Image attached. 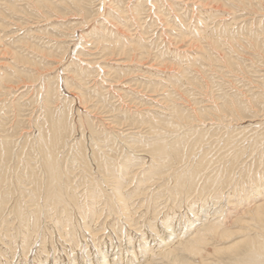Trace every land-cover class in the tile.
Here are the masks:
<instances>
[{
    "label": "rangeland",
    "instance_id": "obj_1",
    "mask_svg": "<svg viewBox=\"0 0 264 264\" xmlns=\"http://www.w3.org/2000/svg\"><path fill=\"white\" fill-rule=\"evenodd\" d=\"M5 3H4V2ZM10 1H12V0H1L0 1V5H2V6H0V68L2 69H0V75H3V73L5 72V71H11V72H15L16 71V69L17 70H19L20 72L16 75V76H14V79H13V81H11V82H9V83H5L4 84V87H3V89H2V87L0 86V112H1V114H0V132H3V131H1V130H3L4 129V127L7 129V128H11L10 129V132H12V130H14L15 128H18V130L17 129H15V130H17V132H16V134L14 135L15 136V139H16V144H17V146H16V148L17 147H19V148H17V150L18 149H20L21 147L20 146H23L24 145V142H26V138H24V136L25 137H27L29 140H28V144L30 145V143H31V140H32V137L30 138V136H34V133H36L35 131L37 130V124H36V122H37V120H39L40 119V121L42 120V117L44 116V113H43V110H44V108H43V104L42 103H39V105H37V103L38 102H40V98H42V96H45L44 95V93L42 94V95H40V97L38 98V90L39 89H41V84H42V86H44V87H42V90L44 91V89H45V85L46 84H48V82H49V84H51V86H52V88L54 87V86H57V91L59 92H57L58 93V100H57V102H55L54 104H53V106H55L56 104L58 105V104H60V106L62 105L61 103H63L64 101H71V100H73V104L75 105L74 107H77V108H79L80 107V112L77 110V108H74V110H75V112L73 111V116H74V118H75V116L77 117V116H79V114H82L83 115V113H82V111L84 112V115L86 114V115H89V113H91V117L93 118V119H95L94 120V122H97V123H95L96 124V127L97 128H99L100 127V129H102V128H104L105 127V125H106V121H107V126L105 127V128H108V130H112L113 129V133L115 132V133H122V134H129V132L130 133H133V134H135V133H138V132H140L141 131V129L139 130V129H137V128H134V127H131V126H129L128 124H129V122L127 123L126 122V120H123V119H120V120H116V119H112V117H114V114L115 115H117L118 113H120L119 115H123L124 113H131L132 114V116H135V117H138V118H141L142 116H144V115H146V116H148V115H150V116H152L151 114H153V116L155 115V116H161L160 114H164V112H169V102H170V100H174V101H176L177 102V104L179 103V105H181L182 107H185L186 109H189L192 113H194V111H196L197 110V112L199 111L200 113H201V111H203L204 112V114L203 115H205L203 118H202V120H203V122H202V120L201 121H196V123H192L191 125L193 126V124H195L194 125V127L195 128H197L198 130H202V131H207V132H211V133H213V132H217V134L214 136V140L212 141L211 140V138L209 139V141H207L208 143L207 144H209V145H201V146H197L195 149L196 150H199L198 152H196V153H202V150H208L210 153H209V155L211 156V154L212 155H214L213 156V158H215V160H216V156L218 157L219 155L220 156H222V158L219 156V158H220V160H219V162H222L224 159H226L227 157L229 158V157H231L232 156V154H234L235 153V151L234 150H236L237 149V152H238V150L239 149H241L239 146H241L242 144H244V143H242L241 145H239L240 143L239 142H241L240 140H238L237 141V143H239L238 145H234L233 146V144H230V145H232V147H230V145H224V144H222V143H220V141H218L217 139H218V137L217 136H222L223 135V133H225V131L226 130H223V129H226V128H221L222 126H220V125H223L224 123H228L227 121L228 120H226V117L225 116H222V115H220V116H217V115H215V112H214V108H215V102H219V103H221V101L223 100V98L222 97H224V98H228V97H234V96H238L239 95V93L241 94H244V96H246L245 97V99H248V98H251V96H252V94H253V92H259V90H257V89H259V83L260 82H263V80H264V58H263V56H264V0H189V3H188V1L187 0H58V1H60V2H58L57 0H55V1H57L58 3L57 4H54V3H56L55 1H53V0H41V1H43V2H40V0H38V1H36V0H19V1H15V0H13V2L11 3ZM22 3H21V2ZM33 2V4H32V2ZM45 1H48L47 3L45 2ZM68 1V2H67ZM97 1V2H96ZM103 3H101V2ZM111 1V2H110ZM115 3H114V2ZM117 1V2H116ZM132 1V2H131ZM144 3H143V2ZM147 1V2H146ZM152 2V4H151V2ZM169 1V2H168ZM175 1V2H174ZM184 1V2H183ZM202 1V2H201ZM17 3V6H16V4L15 3ZM24 2H26L25 4H24ZM31 2V3H30ZM37 2H38V4H37ZM49 2H51V3H49ZM70 2H72V3H70ZM74 2V3H73ZM105 2V3H104ZM138 2V3H137ZM142 4H141V3ZM149 2H150V4H151V6H150V4H149ZM156 2V3H155ZM168 4H167V3ZM170 2H172V4L170 3ZM182 2V3H181ZM197 2V3H196ZM9 3V4H8ZM19 3H20V5H19ZM34 3H36V4H34ZM77 3H79V4H77ZM88 3V4H87ZM93 3V4H92ZM101 4V7L100 6H98V5H100ZM108 3H110V4H108ZM111 3H113V4H111ZM122 3V4H121ZM146 3V4H145ZM162 5V7L161 8H158V7H160L161 5ZM171 5H170V4ZM184 3H186V4H184ZM201 3V4H200ZM4 4V5H3ZM13 4H15V6H16V8L15 7H13ZM24 4V5H23ZM31 4V5H30ZM51 4V5H50ZM85 4V5H84ZM95 4V5H94ZM106 4V5H105ZM115 4H116V6H115ZM136 4V5H135ZM154 4V5H153ZM11 5V6H10ZM22 5H23V7H22ZM33 5V6H32ZM36 5V6H35ZM46 5V6H45ZM58 7H57V6ZM59 5L60 6H63V7H68V6H71V9H69L70 7H68V8H63V7H60V9H62V11H59L60 9H58L59 8ZM66 5V6H65ZM78 5V6H77ZM80 5V6H79ZM102 5H103V8H102ZM104 5H105V8H104ZM118 5V6H117ZM119 5L120 6H122L121 8H120V10H118L119 9ZM169 5V6H168ZM173 5L175 6V8H173ZM21 6V7H20ZM37 6H39L38 8H37ZM43 8H42V7ZM49 6H51V8L49 7ZM74 6H76V7H79L78 9L76 8V7H73ZM83 6H85V7H83ZM96 6V7H95ZM110 6V7H109ZM114 6V7H113ZM132 6H133V8H132ZM135 6V7H134ZM137 6H138V8H137ZM149 6V7H148ZM158 6V7H157ZM185 6V7H184ZM187 6H189V7H187ZM2 7H5L4 8V10L2 9ZM32 7V9H28V8H31ZM35 7V8H34ZM47 7V8H46ZM50 9H49V8ZM55 7H57V8H55ZM80 7H83V8H80ZM94 7V8H93ZM108 7V8H107ZM114 8V10H113V8ZM118 7V8H117ZM146 7V8H145ZM150 7H152L151 9H150ZM169 7H170V9H169ZM9 8V9H8ZM53 8H54V11H53ZM72 8H73V10H72ZM101 10H99V9ZM130 8V9H129ZM155 8V9H154ZM157 8V9H156ZM168 8V9H167ZM180 8V9H179ZM230 8V9H229ZM7 9V10H6ZM27 9V10H26ZM38 9V10H37ZM81 9V10H80ZM85 9V10H84ZM109 9V10H108ZM110 9H111V11H110ZM135 9V10H134ZM163 9V10H162ZM176 9H177V11H178V13H177V11H176ZM179 9V10H178ZM186 9V10H185ZM188 9H189V11H188ZM202 10V12H201V10ZM18 10V11H17ZM51 10V11H50ZM57 10V11H56ZM74 10H77V11H74ZM80 10V11H79ZM103 10V11H102ZM108 10V11H107ZM121 12V14H120V12H119V16H117L118 15V12ZM129 10V11H128ZM132 10V11H131ZM137 10V11H136ZM151 10V11H150ZM155 10V11H154ZM157 10V11H156ZM159 10V11H158ZM170 10V11H169ZM29 11V12H28ZM37 11H39L40 13H38ZM97 11V12H96ZM115 11H116V13H115ZM135 11V12H134ZM139 11V12H138ZM148 11V12H147ZM162 11V12H161ZM185 11H187V12H184ZM194 11V12H193ZM208 11V12H207ZM210 11V12H209ZM7 12H9V13H7ZM19 12V13H18ZM31 12V13H30ZM34 12V13H33ZM45 12V13H44ZM48 12V13H47ZM65 12V14H67V15H65V14H63V13ZM68 12V13H67ZM74 12V14L73 15H71L72 13ZM78 12H79V14H78ZM102 12V13H101ZM107 12H108V14H107ZM111 12L113 13V14H111ZM128 12H129V14H128ZM134 13L136 16H135V18L134 17H132V16H134V14H132V13ZM157 12V13H156ZM164 12V13H163ZM204 12H205V14L207 13V15H205L204 14ZM15 13V14H14ZM59 15H58V14ZM82 13V14H81ZM94 13V14H93ZM98 13H100V14H98ZM110 13V14H109ZM115 13V14H114ZM151 13V14H150ZM167 13V14H166ZM174 13V14H173ZM184 13V14H183ZM202 13V14H201ZM30 14V15H29ZM45 14V15H44ZM52 14V15H51ZM54 14V15H53ZM78 14V15H77ZM102 14V15H101ZM105 14H107V15H105ZM125 14V15H124ZM139 14L141 15V16H139ZM145 14V15H144ZM156 14H158V18H156L157 17V15ZM166 14V17L164 16ZM171 14V15H170ZM182 16H181V15ZM209 14V15H208ZM24 15V16H23ZM43 15V16H42ZM50 15V16H49ZM76 15V16H75ZM82 15H83V17H82ZM87 15V16H86ZM99 15V16H98ZM109 15H111V18H110V16ZM121 15V16H120ZM131 15V16H130ZM153 15V16H152ZM156 15V16H155ZM177 15H178V17H177ZM211 15V16H210ZM46 16V17H45ZM54 16V17H53ZM106 18H108L107 16H109V18L108 19H104L105 17ZM149 16V17H148ZM155 16V17H154ZM168 16V17H167ZM172 16V17H171ZM176 16V17H175ZM194 16V17H193ZM200 16V18H198ZM207 16H209L210 18L209 19H207L208 17ZM225 16V17H224ZM24 17V18H23ZM42 17V18H41ZM47 17L48 18H51V19H47ZM69 17V18H68ZM71 17H73V18H71ZM75 17V18H74ZM77 17V18H76ZM86 17H88V18H86ZM94 17V18H93ZM95 17H96V19L97 20H93V19H95ZM116 17V18H115ZM118 17H124L123 19H120V18H118ZM162 17V18H161ZM164 17V18H163ZM174 17V18H173ZM179 17H180V19H182V20H180L179 19ZM202 17V18H201ZM245 17H247V18H245ZM256 17V18H255ZM32 18V19H31ZM57 18V19H56ZM83 18V19H82ZM84 18H86V19H88V21L86 20V19H84ZM93 18V19H92ZM103 18V19H102ZM113 18V19H112ZM139 20H138V19ZM154 18V19H153ZM161 20H160V19ZM172 18V19H171ZM183 18H185V19H183ZM197 18L198 19H200V20H197ZM207 20H206V19ZM253 18V19H252ZM23 19V20H22ZM56 19V20H55ZM78 19H79V22H80V19H82L81 20V24H79V22H78ZM110 19V20H109ZM131 19V20H130ZM137 19V21H135ZM146 19V20H145ZM167 19V20H166ZM191 19V20H190ZM28 20V21H27ZM33 20V21H32ZM73 20H77V25L79 24V26L81 25V28L78 26V28H77V25L75 24V22L73 21ZM85 20L87 21V22H85ZM90 20V21H89ZM92 20V21H91ZM112 23H109V21ZM115 20V21H114ZM118 20V21H117ZM122 20V21H121ZM126 20V21H125ZM201 20H203V22H201ZM225 20V21H224ZM227 20V21H226ZM65 21H68V23L67 22H65ZM101 21H102V23L103 24H101ZM104 21H105V23H106V21H107V23L108 24H105L104 23ZM113 21H114V23H113ZM119 21H120V27H119V25H117L118 23H119ZM125 21V22H124ZM149 21V22H148ZM168 21H170L169 23H168ZM176 21V22H175ZM185 22V24H186V26L185 25H183L184 24V22ZM195 21L196 22H198L197 24H195ZM205 21V22H204ZM224 21V22H223ZM231 21V22H230ZM12 22V23H11ZM15 22H17V23H15ZM35 22V23H34ZM52 22V23H51ZM57 22H59L60 24H57V25H55ZM61 22L63 23V24H61ZM70 22H72L71 24H70ZM74 22V23H73ZM100 22V23H99ZM117 24H116V23ZM138 22V23H137ZM148 22V23H147ZM154 22V23H153ZM163 22V23H162ZM174 22V23H173ZM183 24H182V23ZM194 24H193V23ZM216 22V23H215ZM221 22V23H220ZM226 22V23H225ZM10 23H11V25H10ZM14 23V24H13ZM86 23V24H85ZM95 23V24H94ZM121 23H122V25H121ZM143 23H144V25H143ZM168 24V25H165V24ZM170 23H172V24H170ZM189 23V24H188ZM206 26V27H204V25ZM215 23V24H214ZM2 24H3V26H4V28H3V26H2ZM48 24H51L52 26H50V25H48ZM84 24V25H83ZM99 24H101V25H103L102 26V28L105 26V28H104V31H102L103 29H101V25H99ZM114 24V25H113ZM123 24H125V25H123ZM148 24L150 25L149 27H150V29L152 30V31H150V29H149V27H148ZM188 24V25H187ZM202 24V25H201ZM210 24V25H209ZM216 24H217V26H216ZM225 24V25H224ZM235 24V25H234ZM248 24H250L249 26H248ZM261 24H262V26H261ZM9 25V26H8ZM17 25V26H16ZM67 25V26H66ZM70 25V26H69ZM73 25V26H72ZM83 25V26H82ZM88 25V26H87ZM96 25H98V26H96ZM113 27H112V26ZM118 26V27H115V26ZM129 25H131V26H129ZM138 25H140V26H138ZM143 27H142V26ZM157 25H158V27H157ZM164 25V26H163ZM175 25V26H174ZM179 25V26H178ZM192 25V26H191ZM222 25V26H221ZM224 25V26H223ZM228 25V26H227ZM244 25V26H243ZM63 27V28H61V27ZM76 26V27H75ZM84 26H87V27H84ZM95 26V27H94ZM145 26H147V28H145ZM170 26V27H169ZM178 26V27H177ZM187 27V29H185L184 27ZM188 26H189V28H188ZM199 26H201L200 28L201 29H203V31L202 30H200V31H198L199 29H198V27ZM203 26V27H202ZM211 26V27H210ZM214 26V27H213ZM252 26V27H251ZM19 27H20V29H19ZM37 27V28H36ZM56 27V28H55ZM68 27V28H67ZM74 27H75V29H74ZM111 27V28H110ZM125 29H124V28ZM129 27V28H128ZM135 27V28H134ZM139 27V28H138ZM157 27V28H156ZM166 27V28H165ZM168 27V28H167ZM196 27V28H195ZM209 27H210V30H209ZM225 27V28H224ZM255 27H258V28H255ZM2 28V29H1ZM53 28V29H52ZM80 28V29H79ZM114 29V31L112 32V30ZM118 30H117V29ZM136 28H137V30H136ZM164 28V30H162ZM207 28V29H206ZM212 28V29H211ZM253 30H252V29ZM261 28V29H260ZM4 29V30H3ZM26 29V30H25ZM28 29V30H27ZM40 29V30H39ZM65 29V30H64ZM67 29H70V31L69 30H67ZM73 31H72V30ZM97 29V30H96ZM107 29V30H106ZM119 29L121 30V31H119ZM128 29V30H127ZM135 29V30H134ZM141 31H140V30ZM162 31H161V30ZM170 29V30H169ZM183 29H185L184 31H183ZM188 29H190V30H188ZM204 29H206V31L204 30ZM214 29H215V31H214ZM246 29V30H245ZM257 29V30H256ZM263 29V30H262ZM3 30V31H2ZM21 30V31H20ZM46 32L45 34H44V32ZM74 30H75V33H74ZM126 32H125V31ZM167 30H168V32H167ZM174 30V31H173ZM178 30V31H177ZM180 30V31H179ZM187 30V31H186ZM196 30V31H195ZM209 30V31H208ZM213 30V32H211ZM225 30H227V33H226V31ZM239 30V31H238ZM250 30H251V32H250ZM259 30V31H258ZM30 31V32H29ZM34 31V32H33ZM37 31H38V33H37ZM42 31V32H41ZM51 31V32H50ZM57 31H59V32H57ZM63 32V34L65 35L66 34V36H64V38L62 39L61 37H63V35H61L62 34V32ZM69 31V32H68ZM82 31H84V33L82 32ZM95 31V32H94ZM118 31V32H117ZM145 31V32H144ZM150 31V32H149ZM157 31V32H156ZM161 31V32H160ZM194 33H193V32ZM201 31L203 32V33H201ZM232 31H234L233 33H232ZM237 31V32H236ZM254 31V32H253ZM41 32V33H40ZM55 32V33H54ZM81 32V33H80ZM90 32H91V35H90ZM94 32V34H92ZM100 32V33H99ZM101 32H103V33H101ZM112 32V33H111ZM121 32V34H119ZM125 32V33H124ZM147 32V33H146ZM153 32H155V33H153ZM165 32V33H164ZM186 32V33H185ZM188 32V33H187ZM191 32H192V34L196 37L197 35H198V37H196V38H194L193 39V35L191 34ZM205 32V33H204ZM209 32H210V34H209ZM220 32H222V33H220ZM243 32V33H242ZM246 32V33H245ZM17 33V34H16ZM21 35H20V34ZM26 33H27V35H26ZM29 33V34H28ZM38 34V37L36 36L37 34ZM40 33V34H39ZM83 33V34H82ZM159 33V34H158ZM171 33V34H170ZM180 33V34H179ZM200 33V34H199ZM262 33V34H261ZM12 34V35H11ZM15 34V35H14ZM35 34V35H34ZM42 34V35H41ZM49 34V36H47ZM72 34V35H71ZM82 34V35H81ZM102 34V35H101ZM113 34V35H112ZM125 34V35H124ZM129 34H133V36L132 35H129ZM135 34V35H134ZM142 34H145V35H142ZM152 34H153V36H152ZM168 34V35H167ZM181 34H183V35H181ZM185 34H187V36L185 35ZM190 34V35H189ZM196 34V35H195ZM206 34V35H205ZM212 34V35H211ZM221 34V35H220ZM226 34V35H225ZM233 34V35H232ZM256 34H257V36H256ZM43 37H45V35H46V39H45V41L44 40H41L40 39V37L41 36ZM52 35V36H51ZM84 35V36H83ZM94 35V36H93ZM105 37H104V36ZM112 35V36H111ZM120 35V36H119ZM129 35V36H128ZM137 35H139L138 37H139V40H138V37H137ZM205 35V36H204ZM19 36V37H18ZM29 39V40H27V38ZM55 36H58V37H55ZM99 36V37H98ZM103 36V37H102ZM117 38H116V37ZM123 36V37H122ZM144 36H146V37H144ZM169 36V37H168ZM171 36H174V37H171ZM178 36V37H177ZM192 38H191V37ZM201 36H202V38H201ZM210 36H212V37H210ZM218 36V37H217ZM223 36H225V37H223ZM228 36V37H227ZM237 36V37H236ZM246 36V37H245ZM256 36V37H255ZM262 36V37H261ZM14 37V38H13ZM21 37V38H20ZM23 37H24V40H23ZM32 39H31V38ZM33 37H34V39H33ZM35 37H36V39H35ZM41 37V38H42ZM44 37L42 38V39H44ZM55 37V38H54ZM60 37V38H59ZM66 37V38H65ZM73 37H75L74 39H72V40H70L71 38H73ZM121 37V39L124 41V42H121L120 40H119V38ZM125 37V38H124ZM141 37V38H140ZM163 39H162V38ZM167 37V38H166ZM179 37H180V39H179ZM190 37V38H189ZM249 37V38H248ZM257 37H259V38H257ZM25 38H26V40H25ZM39 38V39H38ZM70 38V39H69ZM92 38V39H91ZM93 38H94V40H93ZM97 38V39H96ZM101 39V38H103L102 40H99V39ZM133 38H135V39H133ZM155 38V39H154ZM162 39V41H163V43H162V41H161V39ZM199 38V39H198ZM241 38V39H240ZM247 38V39H246ZM11 39V40H10ZM50 39H52V40H50ZM59 39V40H58ZM62 39V40H61ZM81 39V40H80ZM115 39H117V40H115ZM126 39V40H125ZM132 40V41H130V40ZM140 39H143V40H140ZM178 39V40H177ZM189 39H191V40H189ZM196 39V40H195ZM208 39V40H207ZM223 39V40H222ZM229 39V40H228ZM261 39V40H260ZM40 40V41H39ZM61 40V41H60ZM64 40V41H63ZM80 42H79V41ZM138 40V41H137ZM146 40V41H145ZM147 40H148V42H147ZM157 40V41H156ZM171 40V41H170ZM195 41V42H193V41ZM198 40V41H197ZM226 40H228V41H226ZM231 40V41H230ZM254 40V41H253ZM15 41H17V42H15ZM31 43H30V42ZM62 41H63V43H62ZM69 41H71V42H69ZM73 41H75V43L73 42ZM82 41V42H81ZM93 41L94 42H96V43H93ZM103 41V42H102ZM106 41H108V43L106 42ZM112 41V42H111ZM118 41V42H117ZM128 41H130V42H128ZM136 41V42H135ZM166 41H170V43H168V42H166ZM190 43H189V42ZM205 41V42H204ZM233 41V42H232ZM15 42V43H14ZM22 42V43H21ZM30 44H33V45H30ZM43 42H45V43H43ZM46 42H49V43H47L46 44ZM51 42H53V43H51ZM67 42V43H66ZM73 42V43H72ZM112 43V45H111V43ZM121 42V43H120ZM158 42V43H157ZM160 42V43H159ZM187 42H188V44H187ZM226 42V43H225ZM230 42V43H229ZM243 42V43H242ZM250 42H251V44H250ZM21 43V44H20ZM35 43V44H34ZM37 43V44H36ZM42 43V45L41 46H39V44H41ZM66 43V44H65ZM68 43H70L69 45H67ZM79 45H78V44ZM97 43L98 44H100V45H97ZM119 43V44H118ZM122 43L124 44V45H122ZM129 43V44H128ZM132 43H134V44H132ZM136 43H137V45H136ZM193 43H196V44H193ZM201 43V44H200ZM255 44V46H254V44ZM14 44H15V46H16V48H15V46H14ZM19 44V45H18ZM24 44H25V46H24ZM49 44V45H48ZM51 44V45H50ZM58 44H60L58 47H56ZM85 46H84V45ZM95 44V45H94ZM105 44V45H104ZM106 44H109V45H106ZM132 44V45H131ZM159 44V45H158ZM167 44V45H166ZM170 44H172V45H170ZM190 44V45H189ZM204 44V45H203ZM259 44V45H258ZM13 45V46H12ZM27 45V46H26ZM35 45V46H34ZM38 45V46H37ZM52 45H53V47H54V45H55V50H53L54 48L52 47ZM63 45V46H62ZM74 45V46H73ZM78 45V46H77ZM117 45V47H115ZM120 45V46H119ZM125 45H126V47H125ZM160 45H162L161 47H159ZM166 45V46H165ZM169 45H170V47H169ZM176 45V46H175ZM206 45V46H205ZM228 47H227V46ZM22 46V47H21ZM32 46V47H31ZM37 46V47H36ZM46 48H45V47ZM51 46V47H50ZM67 46V47H66ZM102 46H106V47H104V48H101ZM130 46V47H129ZM167 46H168V48H167ZM189 46V47H188ZM193 46V47H192ZM198 46V47H197ZM204 46V47H203ZM214 46V47H213ZM232 46V47H231ZM3 47H4V49H3ZM40 49H39V48ZM49 48V51H48V48ZM62 47H65V48H62ZM78 47H80V48H78ZM83 47H85V50H84V48ZM95 47H98L97 49H95ZM99 47H100V50H99ZM110 47V48H109ZM141 47V48H140ZM165 47V48H164ZM191 47V48H190ZM197 47V48H196ZM201 47V48H200ZM224 47H226V48H224ZM231 47V48H230ZM235 47V48H234ZM33 48V49H32ZM35 48H36V51H35ZM42 48H43V50H42ZM59 48H61V49H64V50H62L61 51V49L59 50ZM70 50H69V49ZM119 48V52L116 50V49H118ZM130 48V49H129ZM132 48V49H131ZM171 48V49H170ZM187 48H188V50H187ZM203 48V49H202ZM214 48V49H213ZM11 49V50H10ZM13 49V50H12ZM26 49H30L29 51L28 50H26ZM52 49V50H51ZM66 49L68 50V51H66ZM73 49H74V52H73ZM104 49H106V50H104ZM116 50V51H114V50ZM126 49V50H125ZM127 49H128V52H127ZM139 49H140V51H139ZM147 49V50H146ZM159 49V50H158ZM165 49V50H164ZM182 49H183V51H182ZM198 49V50H197ZM216 49V50H215ZM219 49V50H218ZM5 50H6V52H5ZM8 50V51H7ZM39 50V51H38ZM42 50V51H41ZM58 50H59V52L61 53L62 52V55L61 54H58L59 52H58ZM103 51V52H99V51ZM110 50V51H109ZM113 50V52H111ZM132 50H133V52H132ZM136 50V51H135ZM161 50H162V52H161ZM172 50H175V51H172ZM206 50V51H205ZM209 50V51H208ZM212 50V51H211ZM218 50V51H217ZM14 51V52H13ZM18 51V52H17ZM20 51V52H19ZM37 51L39 52V53H37ZM41 51V52H40ZM48 51V53H46ZM54 51H56V53L54 52ZM64 51H66L65 53H64ZM82 53H81V52ZM96 51V52H95ZM166 51H167V53H166ZM180 51V52H179ZM189 51H191V52H189ZM197 51H199V54H198V52ZM227 51V52H226ZM236 51V52H235ZM263 51V52H262ZM5 52V53H4ZM12 54H11V53ZM44 52V53H43ZM70 52H71V56H70ZM75 52H76V54H75ZM77 52H78V54H77ZM80 52V53H79ZM84 52V53H83ZM121 52L123 53V54H121ZM139 52V53H138ZM150 52V53H149ZM177 53V55L175 54H171V53ZM181 52H183V53H181ZM200 52H201V54H200ZM210 52V53H209ZM7 53V54H6ZM23 53V54H22ZM33 53V54H32ZM46 53V54H45ZM52 53H54V54H52ZM94 55H93V54ZM110 53V54H109ZM151 53H152V55H151ZM187 53V54H186ZM225 55H224V54ZM231 53V54H230ZM11 54V55H10ZM35 54V55H34ZM45 54V55H44ZM57 54H58V56H57ZM98 56H97V55ZM118 54V55H117ZM150 54V55H149ZM168 54V55H167ZM192 54V55H191ZM203 54V55H202ZM215 54V55H214ZM30 55V56H29ZM44 55V56H43ZM48 55V56H47ZM52 57H51V56ZM68 55V56H67ZM77 55V56H76ZM87 55H91L90 57L89 56H87ZM107 55V56H106ZM109 55V56H108ZM148 55V56H147ZM165 57H164V56ZM208 55H209V57H208ZM224 55V56H223ZM235 55V56H234ZM263 55V56H262ZM7 56H9V57H7ZM10 56L12 57V58H10ZM19 56V57H18ZM21 56V57H20ZM36 56V57H35ZM56 56V57H55ZM61 56H63V57H61ZM79 56V57H78ZM112 56V57H111ZM116 56V57H115ZM178 56V57H177ZM184 56V57H183ZM185 56H187V57H185ZM194 56V57H193ZM197 56V57H196ZM205 56V57H204ZM222 56V57H221ZM7 57V58H6ZM32 57V59H31V61H32V63L33 64H31L30 62L28 63V61H30V58ZM46 57V58H45ZM48 57H50V58H52V59H49ZM53 57H54V59H53ZM60 57H61V59H60ZM69 57V58H68ZM70 57H72V58H70ZM74 57V58H73ZM110 57V58H109ZM171 57V58H170ZM175 57H176V59H175ZM180 57V58H179ZM189 57V58H188ZM198 57H199V60H201V61H199L198 60ZM225 57V58H224ZM228 59H227V58ZM231 57V58H230ZM234 57H235V59H234ZM2 58V59H1ZM14 58V59H13ZM46 59V60H43V59ZM64 58V59H63ZM66 58V59H65ZM84 58V59H83ZM89 58V59H88ZM92 58H95L94 60L92 59ZM98 58V59H97ZM112 58V59H111ZM118 59V61H117V59ZM165 58V59H164ZM173 58V59H172ZM179 58V59H178ZM184 58H186V59H184ZM191 58V59H190ZM224 58V59H223ZM9 59V60H8ZM21 59V60H20ZM23 59V60H22ZM29 59V60H28ZM35 61H34V60ZM42 59V60H41ZM63 59V60H62ZM69 59V60H68ZM73 59H74V61H73ZM76 59V60H75ZM100 59V60H99ZM109 61H108V60ZM116 59V60H115ZM120 59H122V60H120ZM138 59V60H137ZM180 59L182 60V61H180ZM184 59V60H183ZM198 61H197V60ZM215 59V60H214ZM234 59V60H233ZM72 60V61H71ZM95 60H97L96 62H95ZM104 61V62H101V61ZM125 60H126V64H125ZM162 60V61H161ZM193 60V62L191 63V61ZM204 60V61H203ZM228 60V61H227ZM10 61V62H9ZM46 61H48V62H46ZM85 61H88V62H85ZM114 61V62H113ZM144 63H143V62ZM152 61H155V62H152ZM237 61V62H236ZM258 61V62H257ZM8 62V63H7ZM54 62H55V64H54ZM65 62V63H64ZM73 62V63H72ZM80 64H79V63ZM91 62V64L93 63V65H91L90 64V66L89 65H87V63L89 64ZM118 63V65H120V66H117V63ZM189 62V63H188ZM202 62V63H201ZM211 62V63H210ZM228 62V63H227ZM253 62H255L254 64H253ZM257 62V63H256ZM23 63V64H22ZM26 63V64H25ZM39 63H43L42 65H38ZM53 63V64H52ZM60 63H61V65H60ZM75 63V64H74ZM79 65H78V64ZM100 63H103V65H104V67H103V65L102 64H100ZM105 63V64H104ZM109 63V64H108ZM138 63V64H137ZM150 63V64H149ZM162 63V64H161ZM171 63V64H170ZM194 63V64H193ZM197 63V64H196ZM205 63V64H204ZM242 63H244V64H242ZM260 63V64H259ZM28 64V65H27ZM37 64V65H36ZM52 65V67H53V71H52V67H51V65ZM56 64H58V66L56 65ZM65 64V65H64ZM73 64V65H72ZM77 64V65H76ZM97 64V65H96ZM112 64V65H111ZM114 64V65H113ZM167 64V65H166ZM181 64H183V65H181ZM188 64V65H187ZM191 64V65H190ZM214 64V65H213ZM236 64H238V65H236ZM246 64V65H245ZM253 64V65H252ZM11 67H10V66ZM23 65V66H22ZM50 66V68H49V66ZM87 65V66H86ZM96 65V66H95ZM99 65V66H98ZM100 65H102V66H100ZM116 65V66H115ZM122 65H123V67H122ZM126 67H125V66ZM155 65V66H154ZM159 67H158V66ZM217 65V66H216ZM219 65V66H218ZM226 65V66H225ZM229 65H231V66H229ZM257 65V66H256ZM259 65V66H258ZM5 66H7V67H5ZM26 66V67H25ZM39 66V67H38ZM41 66V67H40ZM45 68H44V67ZM61 66V67H60ZM69 67V68H67V67ZM77 66V67H76ZM86 66V67H85ZM94 66V67H93ZM105 66H107V67H105ZM138 66V67H137ZM143 66V67H142ZM166 66V67H165ZM171 66V67H170ZM175 66V67H174ZM191 66H193V67H191ZM198 66V67H197ZM200 66V67H199ZM216 68H215V67ZM240 66H241V68H240ZM255 66V67H254ZM6 69H5V68ZM14 67V68H13ZM16 67V68H15ZM21 67V68H20ZM37 67V68H36ZM65 67V68H64ZM86 69V71H85V69ZM88 67V68H87ZM100 67V68H99ZM140 67V68H139ZM148 67V68H147ZM150 67V68H149ZM169 67V68H168ZM232 67V68H231ZM259 69V70H256L257 68ZM9 68V69H8ZM25 68V69H24ZM55 68V69H54ZM63 68V69H62ZM70 68H72V69H70ZM75 69V71H73L72 72V70H74ZM80 68V69H79ZM99 68V69H98ZM111 68V69H110ZM118 68V69H117ZM144 68V69H143ZM145 68H146V70H145ZM190 68V69H189ZM202 68V69H201ZM215 68V69H214ZM225 68V69H224ZM248 70H247V69ZM14 69V70H13ZM59 69V70H58ZM68 69L70 70L69 72H67L68 71ZM87 69H88V71H92V72H88L87 71ZM90 69V70H89ZM92 69V70H91ZM93 69H95V70H93ZM107 69H110L109 71H107V72H105ZM114 69L116 70V71H114ZM122 71H121V70ZM131 69V70H130ZM137 69V70H136ZM141 69V70H140ZM151 69H153V70H151ZM177 69V70H176ZM180 69V70H179ZM182 69V70H181ZM184 69H186V70H184ZM200 69V70H199ZM218 69V70H217ZM234 69V70H233ZM254 69V70H253ZM3 70H5V71H3ZM24 70V71H23ZM63 70V71H62ZM102 70H103V72H102ZM112 70V71H111ZM126 70V71H125ZM150 70V71H149ZM155 70V71H154ZM157 70H158V72H157ZM168 70H169V72H168ZM201 70H202V72H201ZM251 70V71H250ZM56 71H57V73H56ZM60 71V72H59ZM64 71H65V73H64ZM81 71V73L83 74V76H81V74L80 73H78V72H80ZM160 71V72H159ZM166 71V72H165ZM180 71V72H179ZM215 71V72H214ZM256 71H258V72H256ZM262 71V72H261ZM13 72V73H14ZM17 72V71H16ZM24 72V73H23ZM47 72V73H46ZM49 72V73H48ZM71 72V73H70ZM77 74H76V73ZM94 72H96V73H94ZM98 72H99V75H98ZM115 72V74L113 75V73ZM124 72V73H123ZM126 72V73H125ZM163 72V73H162ZM164 72H165V74H164ZM183 72V73H182ZM207 72V73H206ZM231 72V73H230ZM241 72V73H240ZM22 73H23V75H22ZM29 73V74H28ZM32 73V74H31ZM53 73V74H52ZM55 73V74H54ZM70 75H69V74ZM119 75H118V74ZM162 73V74H161ZM178 73V74H177ZM193 73V74H192ZM199 73V74H198ZM258 73V74H257ZM39 75V76H43L42 78H37V80H32L34 77L33 76H35V75ZM56 74H57V76H56ZM66 74V75H65ZM68 74V75H67ZM79 74V76H75V75H78ZM88 74H90V75H88ZM125 74V75H124ZM158 74V75H157ZM224 74H226V75H224ZM233 74V75H232ZM46 75V76H45ZM49 75V76H48ZM62 77H60V76ZM97 75V76H96ZM108 76V78H107V76ZM118 75V76H117ZM124 75V76H123ZM145 75V76H144ZM152 75V76H151ZM155 75V76H154ZM164 75V76H163ZM173 75V76H172ZM185 75V76H184ZM205 75V76H204ZM228 75V76H227ZM230 75H232V76H230ZM260 75V76H259ZM25 76H26V78L28 79H26L25 78ZM54 76H56V77H54ZM65 76V77H64ZM71 77V79H70V77ZM96 76V77H95ZM113 76H114V78H113ZM121 76V78H119ZM148 76H150L149 78H148ZM167 76H169V77H167ZM199 76V77H198ZM230 76V77H229ZM237 76V77H236ZM258 77V78H256V77ZM48 77V78H47ZM68 77H69V79H68ZM76 77L78 78V79H76ZM88 79H87V78ZM99 77H100V80H99ZM101 77L103 78V80L101 79ZM116 77V78H115ZM162 77V80L160 79ZM164 77V78H163ZM172 79H171V78ZM184 77H186V78H184ZM204 77V78H203ZM227 77V78H226ZM251 77H252V79H251ZM19 78V79H18ZM66 78V79H65ZM79 78H81L82 79V81L81 80H79ZM86 80H85V79ZM93 78V79H92ZM113 78V79H112ZM131 78V79H130ZM170 78V79H169ZM188 78V79H187ZM199 78V79H198ZM212 78V79H211ZM236 78V79H235ZM263 78V79H262ZM22 79H24V80H22ZM43 79H44V81H43ZM47 79V80H46ZM48 79H50V80H48ZM53 79V80H52ZM57 79V81H55ZM61 81H60V80ZM97 79V80H96ZM117 79V80H116ZM119 79H121V80H119ZM130 79V80H129ZM144 79V80H143ZM151 79H156L155 80V82H157V84H155V82H154V80L153 81H151ZM165 79H166V81H165ZM189 79H191V80H189ZM203 79V80H202ZM239 79V80H238ZM260 79V80H259ZM262 79V80H261ZM59 80V81H58ZM67 80V81H66ZM76 80H78V81H76ZM88 80V82H85V81H87ZM151 82H149V81ZM173 80V82H171ZM231 80H232V82H231ZM237 80V81H236ZM242 80V82L241 83H239L240 81ZM243 80H245V81H243ZM248 80V81H247ZM250 80H253L255 83L253 84V81L251 82ZM256 80V81H255ZM41 81H42V83H41ZM45 81H46V83H45ZM53 81V82H52ZM67 82V83H63V82ZM71 81V82H70ZM75 81H76V83H75ZM92 81V82H91ZM95 81V82H94ZM109 83H108V82ZM123 81V82H122ZM17 84H16V83ZM18 82H19V84H18ZM24 82H26V83H24ZM30 82V83H29ZM58 82V83H57ZM68 82L70 83V84H68ZM81 82V83H80ZM87 83L86 85H88L87 87H86V85L84 86V84H82V83ZM94 82V83H93ZM101 82H102V84H101ZM106 82V83H105ZM127 82H128V84H127ZM143 82V83H142ZM147 82V83H146ZM153 82H154V84L155 85H153ZM163 82V83H162ZM166 83V85H164V86H162V84H165ZM170 82H171V84H170ZM182 82V83H181ZM234 82V83H233ZM250 82V83H249ZM20 83H21V85H20ZM54 83V84H53ZM56 83V84H55ZM59 83H61V84H59ZM79 83V85L81 86V88H80V86H76L77 84ZM88 83H90V84H88ZM105 83V84H104ZM125 83H126V85H125ZM159 83V84H158ZM168 83V84H167ZM173 83V84H172ZM178 83V84H177ZM223 83V84H222ZM238 83V84H237ZM249 85H248V84ZM257 83V84H256ZM10 84V85H9ZM67 84H68V86H67ZM71 84H74V85H71ZM97 84H100V85H97ZM120 84V85H119ZM130 84V85H129ZM147 85V87H146V85ZM149 84V85H148ZM151 84V85H150ZM202 84V85H201ZM236 84V85H235ZM27 85V86H26ZM33 85V86H32ZM38 85H40V86H38ZM62 85V86H61ZM71 85V88L69 87ZM89 85H90V87H89ZM92 85H94V88L93 87H91ZM97 85V86H96ZM116 85V86H115ZM118 85V86H117ZM128 85V86H127ZM157 85V86H156ZM170 85H172V86H170ZM178 85H179V88H178ZM224 85V87H222ZM230 85V86H229ZM233 85H235V86H233ZM243 85V86H242ZM247 85V86H246ZM58 86H60V87H58ZM73 86V87H72ZM101 86V87H100ZM106 86V88H104ZM113 86H114V90H113ZM121 86V87H120ZM154 88H153V87ZM169 86V87H168ZM176 86H177V88H176ZM188 86V87H187ZM190 86H192V89H191V87ZM232 86H233V90H231L232 89ZM31 87V88H30ZM62 87V88H61ZM79 87V88H78ZM123 87V90L121 89ZM149 87V88H148ZM152 87V88H151ZM161 87H163V89L161 88ZM235 87V88H234ZM237 87V88H236ZM245 87V88H244ZM247 87V88H246ZM21 88V89H20ZM24 88V89H23ZM28 88V89H27ZM34 88V89H33ZM56 88V87H55ZM66 88H70V89H67L66 90ZM74 88H75V90H74ZM83 88V89H82ZM86 88V89H85ZM88 88V89H87ZM91 88V89H90ZM103 88H104V90H103ZM116 88H118V90L116 89ZM120 88V89H119ZM124 88H126V89H124ZM151 88V89H150ZM159 88V89H158ZM169 88H171L170 89V91H169ZM184 88V89H183ZM190 88V89H189ZM221 88H222V90H221ZM225 88V89H224ZM230 88V89H229ZM33 89V90H32ZM36 89H37V93H35L36 92ZM59 89V90H58ZM81 89H82V91H81ZM92 91V93H91V91ZM130 91H129V90ZM158 89V90H157ZM160 89H161V91L163 92V93H161L160 92ZM255 89V90H254ZM89 90V91H88ZM111 90V91H110ZM117 90V91H116ZM122 90V91H121ZM125 90V91H124ZM135 90V91H134ZM152 90V91H151ZM165 90L169 93H172V95H174V97H168V96H166V95H168V93H166L165 92ZM175 90V91H174ZM226 90H227V92H226ZM235 90H239V92H237V91H235ZM242 90V91H241ZM249 90V91H248ZM33 91V92H32ZM64 91V92H63ZM78 91V92H77ZM84 91V93H83V95H82V92ZM87 91H88V94H87ZM100 91H102V92H100ZM104 91V92H103ZM109 91V92H108ZM115 91V92H114ZM127 91V92H126ZM149 91V92H148ZM221 91H223V93H225V95L221 92ZM230 91L232 92V93H230ZM2 92V93H1ZM30 92H31V94H30ZM69 92H71V93H69ZM79 92H81L80 94H79ZM118 94H117V93ZM123 92H125V93H123ZM128 92H130V93H128ZM166 94H165V93ZM184 94H183V93ZM221 92V93H220ZM235 92V93H234ZM16 93V94H15ZM27 93V94H26ZM65 93V94H64ZM75 93V94H74ZM86 93V94H85ZM102 93V94H101ZM105 93V94H104ZM109 93H111V94H109ZM197 93V94H196ZM228 95H227V94ZM249 94V96H248V94ZM3 94V95H2ZM15 94V95H14ZM18 94V95H17ZM75 96H77V97H75ZM113 94H114V96H113ZM128 94V95H127ZM139 94H140V96H141V94H142V96L144 97V98H142V96L140 97L139 96ZM159 94V95H158ZM163 94H165V97L163 96ZM199 94V95H198ZM208 95V97H207V95ZM212 94H213V96H212ZM229 94H231V95H229ZM238 94V95H237ZM8 95V96H7ZM24 95V96H23ZM26 95V96H25ZM28 95V96H27ZM32 96V98L34 99V101L32 102L30 99V97ZM60 95H62V96H60ZM67 95V96H66ZM78 95H80L79 96V98L81 97V99H80V101H78L77 100V98H78ZM93 95V96H92ZM96 95H97V97H96ZM105 95V96H104ZM111 95V96H110ZM117 95H119V96H121V98L119 97V96H117ZM145 95V96H144ZM215 95V96H214ZM221 95V96H220ZM223 95V96H222ZM70 96H71V98H70ZM85 96H88L87 97V99H85ZM129 96V97H128ZM136 96H137V98H136ZM150 96V97H149ZM203 96V97H202ZM220 96V97H219ZM17 97V98H16ZM20 97H21V99H20ZM28 97V98H27ZM67 98V99H65V98ZM95 97V98H94ZM101 97V98H100ZM103 97V98H102ZM109 97V98H108ZM112 98V100H111V98ZM152 97V98H151ZM157 97V98H156ZM218 99H217V98ZM6 98V99H5ZM26 98V99H25ZM39 100H38V99ZM76 98V99H75ZM90 98H91V100H93V101H91L90 100ZM108 98V99H107ZM123 98L125 99V101L123 100ZM150 98H151V100H150ZM156 98V99H155ZM159 98V99H158ZM169 98V99H168ZM173 98V99H172ZM206 98H208V99H206ZM210 98V99H209ZM216 98V99H215ZM15 101H14V100ZM28 99H29V101H28ZM35 99L38 101V102H36L35 101ZM115 99V100H114ZM122 101H121V100ZM137 99V100H136ZM166 99V100H165ZM188 99V100H187ZM3 100H4V102H3ZM6 100V101H5ZM11 100V101H10ZM25 100V101H24ZM102 100V101H101ZM127 100V101H126ZM134 100H136L135 102H134ZM155 100V101H154ZM157 100H158V102H157ZM164 100V101H163ZM206 100V101H205ZM209 100H211V101H209ZM215 100H217V101H215ZM17 102V103H15L17 106H14L15 104H14V102ZM28 101V102H27ZM61 103H60V102ZM82 101V102H81ZM88 101V102H87ZM105 101H106V103H105ZM113 101H114V103H113ZM133 101V102H132ZM145 101V102H144ZM162 101V102H161ZM185 101V102H184ZM214 101V102H213ZM10 102H11V104H10ZM23 102H25L26 104H24ZM34 102H36L35 104H34ZM80 102V103H79ZM87 102V103H86ZM90 102V103H89ZM99 102V103H98ZM101 102V103H100ZM181 102V103H180ZM203 102H204V104H203ZM206 102V103H205ZM6 103H8V104H6ZM27 103L29 104L28 106H27ZM84 105V103H86L84 106L82 105V104ZM105 103V104H104ZM110 103V104H109ZM117 104V105H114V104ZM125 103V104H124ZM133 103V104H132ZM137 103V104H136ZM141 103V104H140ZM149 103H150V105H149ZM156 103V104H155ZM159 103H161V104H163L165 107H163V105H160ZM211 103H214V104H212L211 105ZM33 104V105H32ZM97 104H99V105H97ZM104 104V105H103ZM107 104H109V105H111V106H109V105H107ZM202 104V105H201ZM208 104H210V105H208ZM7 105V106H6ZM10 105V106H9ZM21 106L20 108L18 107V106ZM36 105H37V107H36ZM82 105V106H81ZM94 105V106H93ZM96 105V106H95ZM103 105V106H102ZM106 105V106H105ZM125 105V106H124ZM131 105H132V107H131ZM143 105V106H142ZM152 105V106H151ZM155 105V106H154ZM158 105H160V106H158ZM190 105V106H189ZM5 106V107H4ZM23 106H27V107H30L29 109L26 107V108H24ZM107 106H109V107H107ZM128 106V107H127ZM155 108H154V107ZM198 106V107H197ZM17 107V108H16ZM82 107V108H81ZM93 107V108H92ZM111 107V108H110ZM119 107V109H117V108ZM123 107H125V109L123 108ZM135 109H134V108ZM146 107H148V108H146ZM154 108L153 110L152 109H150V108ZM191 107V108H190ZM7 108H8V110H7ZM17 109V110H15V109ZM43 110H42V109ZM87 108V109H86ZM88 108H90L91 109V112H90V109H88ZM105 108V109H104ZM130 108V109H129ZM143 108V109H142ZM144 108H146L145 110H144ZM163 108H164V110H163ZM198 108V109H197ZM206 108V109H205ZM258 109H260L261 110V108H260V106L259 107H257ZM25 109V110H24ZM37 109V110H36ZM110 109H111V111H110ZM126 109H128V110H126ZM132 109V110H131ZM141 109V110H140ZM159 111H158V110ZM168 111H167V110ZM200 109V110H199ZM211 109V110H210ZM3 110V111H2ZM22 110V111H21ZM24 110V111H23ZM36 110V111H35ZM41 110V111H40ZM76 110H77V112H76ZM86 110V111H85ZM88 110V111H87ZM102 110H103V112H102ZM107 110V111H106ZM117 110V111H116ZM134 111V112H131V111ZM149 110H150V113H149ZM154 110H156V111H154ZM5 111V112H4ZM18 111V112H17ZM20 111V112H19ZM31 111H32V113H31ZM129 111V112H128ZM136 111V112H135ZM147 113H145V112ZM207 111V112H206ZM10 112H11V114H10ZM15 112V114H13ZM17 112V113H16ZM40 112V113H39ZM86 112H89L88 114L86 113ZM93 112V113H92ZM103 113V114H101L100 115V113ZM106 112V113H105ZM152 112V113H151ZM19 113V114H18ZM74 113H75V115H74ZM107 113H108V116H107ZM110 113V114H109ZM135 113H137V114H135ZM4 116H3V115ZM7 114V115H6ZM97 114H98V116H97ZM139 114V115H138ZM142 114H144V115H142ZM159 114V115H158ZM253 114L254 113H244V115L243 116H246V117H244V120L240 123V124H243V125H240L239 124V126L238 125H236L235 123H236V121H234V127H235V129H237V130H244V129H247L248 128V130H246V131H248V133L247 134H250L251 132L253 133V132H263L264 131V127H262V126H264V124H263V122H264V112L261 110V111H259V113H258V116H253ZM262 114V115H261ZM9 115V116H8ZM16 115V116H15ZM30 115H31V117H30ZM93 115V116H92ZM103 115L105 116V117H103ZM137 115V116H136ZM212 115V116H211ZM12 116V117H11ZM17 116H21V117H17ZM26 116V117H25ZM37 116H39V117H37ZM42 116V117H41ZM95 116H96V118H95ZM101 116V117H100ZM5 117V118H4ZM7 117V118H6ZM14 117L16 118V119H14ZM102 117L103 118H106V119H104V120H102ZM257 118V119H255V118ZM260 117H263V118H261L260 120H259V118ZM19 118V119H18ZM21 118V119H20ZM26 118V119H25ZM29 118V119H28ZM37 118V120L36 121H34L35 119ZM110 118V119H109ZM215 118V119H214ZM5 119V120H4ZM20 120L21 122H22V120H23V122H22V124H21V122H19L18 120ZM78 119H79V117L77 118V120H76V122L78 121ZM224 120V121H222V120ZM247 119H251V120H253V121H246ZM8 120V121H7ZM10 120V121H9ZM13 120V121H12ZM17 120V121H16ZM25 120H27V121H25ZM106 120V121H105ZM255 120V121H254ZM15 121V122H14ZM108 121L109 122H111V124H109L108 123ZM214 121V122H213ZM215 121H216V123H215ZM244 121H246L245 123H243ZM6 122V123H5ZM7 122H8V124H7ZM16 122H18L19 123V125L18 126H16V125H14ZM27 122V123H26ZM99 122H100V124H99ZM198 122V123H197ZM200 122V123H199ZM207 122V123H206ZM208 122H210V123H208ZM217 122H219V124L217 123ZM224 122V123H223ZM250 122V123H249ZM253 122H255V123H253ZM262 124H260V123ZM104 123V124H103ZM205 124V125H203V124ZM247 123V124H246ZM2 124H4V125H2ZM12 124V125H11ZM24 124V125H23ZM109 124V125H108ZM114 124V125H113ZM122 126H121V125ZM185 124V123H184ZM199 124V125H198ZM208 124V125H207ZM217 124V125H216ZM253 124V125H252ZM9 125V126H8ZM31 125V126H30ZM104 125V126H103ZM189 123H187L186 122V124L184 125V129L182 128L181 130H187V127L189 128L190 126H191ZM198 125V126H197ZM215 125H216V127H215ZM252 125V126H251ZM255 125H257L256 127H254ZM258 125H259V127H258ZM261 125V126H260ZM103 126V127H102ZM108 126H110V127H108ZM113 126V128L112 129H110L111 127ZM120 126V127H119ZM204 128H203V127ZM209 126V127H208ZM12 127H14V128H12ZM22 127V128H21ZM32 127V128H31ZM119 127V128H118ZM125 127V128H124ZM127 127V128H126ZM199 127V128H198ZM207 129H206V128ZM237 127H239V128H237ZM247 127V128H246ZM252 127H254V129L252 128ZM260 127H261V130H259L260 129ZM35 128V129H34ZM122 130H121V129ZM214 128V129H213ZM263 128V129H262ZM9 129H7V130H9ZM24 129V130H23ZM28 129H29V131H28ZM120 129V130H119ZM128 129V130H127ZM131 129V130H130ZM210 129V130H209ZM213 129V130H212ZM250 129H252V130H250ZM258 129V130H257ZM23 130V131H22ZM117 132H116V131ZM127 130V131H126ZM137 130V131H136ZM212 130V131H211ZM218 130V131H217ZM256 130V131H255ZM24 131H26V132H24ZM33 131V132H32ZM250 131V132H249ZM21 132H22V134H21ZM79 132H81L80 130L78 131V132H76L75 134H74V136L75 137H77L78 138V136L80 137L81 135L80 134H82V133H79ZM125 132V133H124ZM209 132V135L211 134ZM24 133V134H23ZM28 133H29V135H28ZM251 133V134H252ZM254 134V133H253ZM18 135V136H17ZM24 135V136H23ZM78 135V136H77ZM131 135V134H130ZM137 135V137H139V135L138 134H136ZM192 135H194V136H196V135H198V133H195V134H192ZM133 136V135H132ZM193 136V137H194ZM17 137H18V139H17ZM136 137V136H135ZM191 140H192V138H191ZM23 141V142H22ZM18 142V143H17ZM88 142V141H87ZM221 144H219V143ZM72 143H75V141H72ZM215 143H216V145H215ZM191 144H189V146H187V147H191L190 146ZM222 147H220V146ZM27 147H28V145H26ZM202 146H204V147H202ZM186 147V148H187ZM200 147H202L201 149H200ZM216 147V148H215ZM224 147V148H223ZM230 147V148H229ZM205 148V149H204ZM219 150H218V149ZM231 148H235V149H231ZM187 149H189V148H187ZM222 149V150H221ZM195 150V151H196ZM217 150V151H216ZM226 150V151H225ZM189 151V150H188ZM216 151V152H215ZM220 151H222V152H220ZM232 151V152H231ZM190 152V151H189ZM218 152L220 153V154H218ZM224 152H225V154L226 153H228L227 154V156L224 154ZM229 152H231V153H229ZM253 153H254V151H253ZM252 153V154H253ZM115 154V153H114ZM112 155L111 156V158L113 159V158H115L114 160H117V159H119L120 160V158L122 157V151H118V153L117 154H115V155ZM145 154V153H144ZM190 154V153H189ZM200 154H198L197 156H194V157H199L200 156ZM218 154V155H217ZM223 155L226 157H223ZM250 154L248 153V156H249ZM67 158H69L70 159V156L69 155H65ZM188 156L186 155V158H187ZM110 158V159H111ZM189 159H190V157H188ZM245 159H247V160H249V159H252V160H250V161H253V160H255V159H253V158H251V157H249V158H245ZM245 159H242L241 158V160L242 161H244ZM262 160H264V158H261ZM260 159V157H258V161L259 160H261ZM185 160L186 159H184L183 158V161L181 162V163H179L178 164V166L176 167V169H179V168H181L182 169V165H184V164H186V162H185ZM71 161H72V159H71ZM241 161V162H242ZM261 163V162H260ZM75 164V163H74ZM77 164V163H76ZM76 164L74 165L75 167H76V171L75 172H78V174H80L79 172H80V170L82 169V168H80V167H78V166H76ZM215 165V167L217 166V163H212V165L211 166H214ZM74 166H71V167H73L74 168ZM181 166V167H180ZM259 166V165H258ZM257 166V167H258ZM9 167L11 168L10 169V173H12L13 172V168L14 167H11L10 165H9ZM95 167V166H94ZM134 167V168H133ZM132 168L135 170L134 172H133V174L135 175V173L137 172H140L141 171V169H139V167L138 166H133ZM78 168V169H77ZM80 168V169H79ZM138 168V169H137ZM137 169V170H136ZM238 169V168H237ZM77 170H79V171H77ZM139 170V171H138ZM259 170V171H258ZM257 171L260 173H262V171H264L262 168H259ZM97 171V170H96ZM9 173V174H10ZM80 175H82V174H80ZM80 175H79V177L77 176L76 177V179H75V183L77 182L78 183V180L80 181L81 179V177H80ZM100 175V174H99ZM94 176H97V173L96 174H94ZM9 177H10V175H9ZM83 177V176H82ZM167 178H169V177H167ZM161 182V181H160ZM201 182L202 181H200L199 182V186L198 185H196V188H197V190L198 191H200L199 189V187H200V185H201ZM134 183V184H133ZM135 180H134V182H132V184H130L129 185V187H127V188H129V189H132L134 186H135ZM150 183H148L147 185H146V187H147V190H144L143 192H142V194L141 195H139V196H137V197H135L134 198V203H135V205H134V207L135 208H133L134 210H132V213L134 214V215H132V217L134 218L133 220H135V221H137V222H135V221H131V222H127L126 220V218L128 217L127 215H125V214H123L122 216H119L117 213H114V216H113V212H110V210H108V208H106L105 207V203H98L99 205V207L101 208V209H103V207H104V209H103V213L101 214V213H99V214H97L98 216H96V217H94L93 215H91L92 213V209L93 208H91V210H89L90 208H87L88 209V216L86 217L87 219L89 218L90 220H91V222H90V224H89V226L88 227H90V226H92V227H90V228H88L87 227V222H85V221H88L86 218L83 220L82 219V215H79L78 216V212L77 211H75L76 213L74 214V213H72L71 215L73 216V226H71L72 227V230H73V227H74V230L76 231H74L73 230V234L72 235H70V236H72V238H70V239H66V238H64L65 236H63L62 235V233H59V232H62V230H60V228L58 229V226L57 225H54L53 224V222H51V224H49L48 222L50 221L49 219H47V222H46V224H44V225H46L45 227L47 228V229H45V227L43 226V228H42V230L44 231V233H43V231L42 230H40V233H36V234H33L32 232H33V230H26V233H25V235L24 234H20L19 235V237H18V241L17 242H19V243H17L16 242V244H15V246L16 247H13V246H11V244L10 245H6V244H4L5 242L3 241V242H0V245L1 244H3V245H1V246H3L4 247V249H3V247H2V249L3 250H1L2 251V253L3 254H1V252H0V256L1 257H6V259L5 258H1L0 257V264H31L32 262H34V263H32V264H36L37 262L36 261H40V262H38L37 264H54V263H58V264H85V262H86V264H97V261H99L101 264H103L102 262H101V260L103 259V257H108L107 258V260L106 261H104L105 263H107V264H111L112 262H113V264L115 263V264H119V262H120V264H130V261H131V263L132 264H161L162 262H166V261H163L162 259L165 257L164 255L166 254V250H167V252H169V251H172V249H175V250H173L174 252V254H175V252H176V254H177V252H179L180 250H181V248H178L177 247V244H178V242L181 240H183V242H185V240H187L188 239V237L190 236V231H189V229L188 230H186L185 228L187 227V228H189L190 226H191V228H190V230H192V229H194V228H196L197 226H200V223H201V220H202V218H206V217H208V218H210V220L211 219H214V212L212 213V211H214V209L215 208H217V204L219 205L224 199H222V200H219V202L218 203H215V200H213V199H211V200H209L208 202L206 201V202H204L203 204H199L200 202L197 200V199H195V197H193V196H191V199L192 198H194V199H192V201H191V199H190V197L186 200V198H182V196L181 195H179L180 197H179V199L177 200V201H170L169 202V199L170 198H168L169 197V195L167 196L166 195V198H165V195L164 196H161V194H162V192H161V189H159L158 190V188H159V184L160 183H157V184H150ZM156 185V186H155ZM170 185H171V183H170ZM173 185H175V184H173ZM172 185V186H173ZM106 186V185H105ZM148 186H152V187H148ZM155 186V187H154ZM158 186V187H157ZM107 187H109V190L110 189H112V187H110V186H107ZM126 188V190H128ZM81 189V188H80ZM83 189V188H82ZM81 189V190H82ZM158 190V191H157ZM197 190H196V193H198L197 192ZM156 191V192H155ZM228 190L226 189L225 190V193H227L228 194V192H227ZM145 192V193H144ZM151 192V194H149ZM230 192V191H229ZM224 193V194H225ZM230 194V193H229ZM156 196H158V197H156ZM172 196V195H171ZM150 197H152V198H154V202H153V204L150 206V208L151 209H148L147 210V217L145 216L144 217V214H145V208H144V206H143V208H141L140 207V203L137 205V201L138 200H141L142 198V200H144V199H146V201H145V203H144V205L146 206H149V198ZM155 197H156V199H155ZM173 197V196H172ZM196 198H197V196H196ZM224 198V197H223ZM151 199V198H150ZM161 199H163L162 201H160ZM135 200H136V202H135ZM141 200V201H142ZM180 200H182V201H180ZM197 200V201H196ZM87 201H89L90 202V199H88ZM159 201V202H158ZM165 201H166V204H165ZM180 201V202H179ZM185 201V202H184ZM148 202V203H147ZM158 204H157V203ZM177 202H179V203H181V204H179V203H177ZM190 202V203H189ZM261 202H263V200H260V202L258 201V203H261ZM161 203V204H160ZM168 203H169V205L171 204V206H169L168 205ZM173 203V204H172ZM188 203H189V205H188ZM209 203V204H208ZM211 203H213L212 205H211ZM102 204V205H101ZM179 204V205H178ZM192 204V205H191ZM194 204H195V206L196 207H198L197 209H194V208H196V207H194L193 208V206H194ZM198 206H197V205ZM158 205V206H157ZM166 205H168V206H166ZM172 205L175 207L176 205V212H173L174 211V207H172ZM202 205H204V206H202ZM102 206V207H101ZM109 206L110 207H113L112 206V203H109ZM154 206V207H153ZM162 208V209H160V207ZM192 207V208H189V207ZM199 206L201 207H203V208H205V209H203L202 207H201V210H200V208H199ZM89 207V206H88ZM159 207V208H158ZM169 207V208H168ZM182 208V211H181V208ZM208 207H210V208H208ZM99 208V209H100ZM139 208V210L140 211H138L137 213L136 212H134L136 209H138ZM141 208V209H140ZM155 208H158V209H155ZM173 209L172 211H171V209ZM100 209V210H101ZM167 209V210H166ZM180 209V210H179ZM106 210H108V211H106ZM163 210V211H162ZM177 210H179V211H177ZM205 210V211H204ZM142 211V212H141ZM160 211V212H159ZM166 211V212H165ZM170 211H171V213H170ZM201 211H203V212H201ZM208 211V212H207ZM109 212V213H108ZM168 212V213H167ZM185 212V214H183ZM196 212V213H195ZM199 212L200 213H203V216L201 215V214H199ZM158 213L159 214V216L158 215H156V214ZM186 213H187V215H188V217H187V215H186ZM193 213H195V215L196 214H199L200 215V217H201V220H200V222L198 221V220H196V216L193 214ZM112 214V215H111ZM154 214V215H153ZM170 214V215H169ZM172 214H174V215H172ZM180 214V215H179ZM105 215H107V216H105ZM150 215H152V216H150ZM162 215H163V217H162ZM167 215L168 216H170L171 218H173V216H175L174 217V221L175 222H173V220H172V222L170 223H168V225L164 222H162V220L161 219H163V221H164V219H165V217H167ZM185 217V218H183V216ZM192 215V216H191ZM99 216H100V219L102 220H99ZM101 216H103V217H101ZM110 216H112V217H110ZM153 216H156V217H154L155 218V220H154V218H153ZM180 216V217H179ZM182 216V217H181ZM91 217V218H90ZM98 217V218H97ZM115 218V219H112V218ZM119 217H121V218H119ZM158 217V218H157ZM162 217V218H161ZM76 220H75V219ZM95 218H97L96 220H94ZM105 218H107V220H108V222H107V220L105 219ZM141 218V219H140ZM145 218V219H144ZM181 218V219H180ZM189 218V219H188ZM192 218V219H191ZM84 221H82V220ZM104 219V220H103ZM249 219V218H248ZM89 220V221H90ZM112 220V221H111ZM116 220V221H115ZM118 220H119V222H118ZM161 220V221H160ZM166 220V219H165ZM190 220V221H189ZM46 221V220H45ZM80 221H82V222H80ZM94 221H95V223H94ZM96 221H98L100 224V227H99V225H98V222H96ZM105 221V222H104ZM114 221V222H113ZM126 221V222H125ZM141 221V222H140ZM156 221H158V222H156ZM167 221V220H166ZM185 221V222H184ZM133 222V223H132ZM139 222V223H138ZM194 222V223H193ZM198 224H197V223ZM76 223V224H75ZM79 223H80V225H79ZM113 223H115L114 225H113ZM120 223V224H119ZM123 223V224H122ZM127 223H132V225L133 226H129ZM138 223V224H137ZM177 223V224H176ZM253 223V222H252ZM49 224V225H48ZM82 224H83V226L84 227H82ZM94 224H96V226L94 225ZM135 224L137 225V226H135ZM141 224V225H140ZM152 224V225H151ZM155 224V225H154ZM180 224H181V226H182V224L185 226L184 227V230H181V226H180ZM192 224V225H191ZM78 225V226H77ZM94 225V226H93ZM102 225V226H101ZM123 225V226H122ZM143 225V226H142ZM175 227H174V226ZM194 225H196V226H194ZM243 224H241V223H239V224H236V227H240V226H242ZM256 224L255 223H253V227L255 226ZM57 226V227H56ZM136 228H135V227ZM170 226H171V228H175L177 231H173L172 232V230L170 229ZM173 226V227H172ZM194 226V227H193ZM244 226V225H243ZM49 227V228H48ZM86 227V228H85ZM95 227V228H94ZM103 227V228H102ZM132 227V228H131ZM153 227V228H152ZM156 227V228H155ZM235 227V228H236ZM53 228V229H52ZM55 228H56V230H55ZM88 228V229H87ZM94 230H93V229ZM101 228V229H100ZM121 228V229H120ZM132 230H131V229ZM135 228V229H134ZM137 228L138 229H140L139 231L137 230ZM167 228V229H166ZM168 228H169V230H168ZM115 229V230H114ZM124 229V230H123ZM128 229H130V230H128ZM146 230V231H142V230ZM157 229V230H156ZM166 231H165V230ZM99 230H101L100 232H99ZM118 230H120V231H118ZM161 230H163V232H161ZM255 230H257V229H255ZM30 231V232H29ZM54 231V232H53ZM103 231V232H102ZM112 232V234L110 235V233ZM117 232V233H115V232ZM125 233H124V232ZM130 233H129V232ZM152 231V232H151ZM157 231V232H156ZM168 231H169V233H168ZM185 231V232H184ZM48 232V233H47ZM72 232V231H71ZM79 232H80V234H79ZM91 232H93V234L91 233ZM102 232V233H101ZM135 232H137V233H135ZM141 232V233H140ZM146 232V233H145ZM153 232H155L156 234H158V232H160L158 235H156L155 233H153ZM175 232V233H174ZM183 232V233H182ZM43 233V234H42ZM56 233H59V234H56ZM82 233V234H81ZM100 233V234H99ZM143 233V234H142ZM161 233H162V235L164 234V236H162L161 237ZM173 233V234H172ZM39 234H40V236H39ZM46 234H48L46 237H45V235ZM54 236H53V235ZM79 234V235H78ZM91 236H90V235ZM100 235V237H102L101 239H100V237H99V235ZM116 234H118V236L116 235ZM124 234H125V236H124ZM127 234V235H126ZM132 236H131V235ZM141 234V235H140ZM147 234H149V235H147ZM30 235H32V237L30 236ZM36 235L37 236H39V237H36ZM44 235V236H43ZM52 235V238L50 237ZM74 235H76L75 237H73ZM81 235V236H80ZM85 235V236H84ZM93 235L94 236H98V238H97V236L96 237H93ZM107 235V236H106ZM110 235V236H109ZM114 235V236H113ZM151 235H152V237H151ZM166 235V236H165ZM168 235V236H167ZM178 235V236H177ZM24 236L26 237V238H24ZM28 236V237H27ZM61 236V240H60V237ZM82 236H83V238H82ZM90 236V237H89ZM109 236V237H108ZM121 236H124V237H121ZM131 237L130 239L128 238V237ZM145 236H147V237H145ZM21 237H23V238H21ZM42 237V238H41ZM86 237V238H85ZM106 237V238H105ZM111 237V238H110ZM117 237V238H116ZM155 237V238H154ZM30 238V239H29ZM31 238L33 239V241L31 240ZM37 238H38V240H37ZM40 238V239H39ZM45 238V239H44ZM51 238V239H50ZM74 238H76V239H74ZM82 238V239H81ZM84 238H85V240H84ZM93 238V239H92ZM112 238H114V239H112ZM119 238V239H118ZM121 238H123V239H121ZM126 238H127V240H126ZM140 240V243L138 242L139 240ZM144 238V239H143ZM159 238H161L160 240H159ZM9 239V238H8ZM26 239V240H25ZM34 239H35V241H34ZM41 239H42V242L43 243H41ZM43 239H44V241H43ZM64 240V242H63V240ZM94 239H96V240H94ZM117 239V240H116ZM134 240V241H132V240ZM165 239V240H164ZM24 240V241H23ZM29 240H30V244H28V242H29ZM54 240H55V243L57 244V245H55V243H54ZM69 240V241H68ZM76 240V241H75ZM104 240V242H102ZM106 240V241H105ZM108 240L110 241V242H108ZM147 240V241H146ZM152 240V241H151ZM239 239L238 238H233V239H231V240H229V241H224L223 243H221L219 246H229V245H232L234 242H236V241H238ZM21 241L24 243H26L27 245H25V243H24V245H23V243H21ZM32 241V242H31ZM53 241V242H52ZM84 241V242H83ZM87 241H91L90 243L89 242H87ZM96 241V242H95ZM111 241H112V243H111ZM116 241L118 242V243H116ZM142 241H144V242H142ZM149 241H151V243L149 242ZM156 241V242H155ZM167 241V242H166ZM49 242V243H48ZM52 242V243H51ZM69 242V243H68ZM71 242V243H70ZM83 242V243H82ZM101 242H102V244H101ZM109 244H108V243ZM114 242V243H113ZM122 242V243H121ZM128 242H129V244H128ZM148 242V243H147ZM165 242V243H164ZM177 242V243H176ZM48 243V244H47ZM54 243V244H53ZM77 243V244H76ZM85 243V244H84ZM87 243H89V244H87ZM104 243V244H103ZM41 246H40V245ZM44 244H47V245H44ZM64 244V245H63ZM74 244H75V246H74ZM105 244H108V246H104L103 248H100V247H102L103 245H105ZM115 244V245H114ZM118 244H120V246L118 245ZM133 246H132V245ZM138 244L140 245V246H138ZM143 246H142V245ZM151 244V245H150ZM152 244H156L155 245V247L154 246H152ZM171 244V245H170ZM14 245V244H13ZM23 245V246H22ZM29 245V246H28ZM37 245H39V246H37ZM55 245V246H54ZM70 245V246H69ZM84 245V246H83ZM85 245L87 246V247H85ZM93 245V246H92ZM100 245V246H99ZM118 245V246H117ZM131 245V246H130ZM149 245H150V247H149ZM166 245V246H165ZM1 246H0V248H1ZM6 246H9V247H6ZM21 246V247H20ZM26 246H27V249H25L26 248ZM35 246V247H34ZM54 248H53V247ZM58 246V247H57ZM73 246V249L71 248ZM77 246V247H76ZM81 246V247H80ZM83 246V247H82ZM98 246H99V248H98ZM110 246V247H109ZM113 248H112V247ZM125 249H123L122 247ZM125 246H127V247H125ZM160 246V247H159ZM172 246H175L174 248L172 247ZM179 246V245H178ZM18 247V248H17ZM25 247V248H24ZM40 247H41V249H40ZM89 247V248H88ZM90 247H91V249H90ZM106 247V248H105ZM108 247V248H107ZM134 247V248H133ZM153 247H154V250H153ZM16 248V249H15ZM24 248V249H23ZM33 248L35 249V251L33 250ZM47 248H49L50 250H46ZM56 248V249H55ZM74 248H75V250H74ZM83 248V249H82ZM96 248H98V249H96ZM105 248V249H104ZM110 248V249H109ZM128 248V249H127ZM141 248V249H140ZM146 248V250H144V249ZM159 248V249H158ZM162 248V249H161ZM30 249V250H29ZM37 249V250H36ZM68 249V250H67ZM72 249V250H71ZM88 250V252H90L89 254H88V252H87V250ZM103 249V250H102ZM111 249H113V250H111ZM120 249V250H119ZM129 249H134L132 252H127V250H129ZM151 249V250H150ZM169 249V250H168ZM16 250H18V251H16ZM25 250H27L29 253H27V251L25 252ZM51 250H53V251H51ZM56 250V251H55ZM65 250V251H64ZM76 250H78L77 252H76ZM82 250V251H81ZM94 250H97L96 252L98 253L97 254V256H96V252H94ZM99 250L101 251V252H99ZM105 250V251H104ZM111 250V251H110ZM149 250V251H148ZM156 250V251H155ZM8 251V252H7ZM9 251H11V253H9ZM22 251V252H21ZM24 251V252H23ZM38 251V252H37ZM51 251V252H50ZM54 251L56 252V253H54ZM85 251V252H84ZM105 253L104 255L102 254L103 252ZM137 253H136V252ZM151 251V252H150ZM13 252V253H12ZM21 252V253H20ZM37 252V253H36ZM44 252H46V256H45V253ZM60 252V253H59ZM70 252V253H69ZM83 252V253H82ZM113 252V253H112ZM125 252H127V253H125ZM134 252V253H133ZM25 253H27V256H26V254ZM34 256V259H33V257H32V255ZM49 253V254H48ZM59 253V255H58V257H56V255ZM68 253V254H67ZM72 253V254H71ZM74 253V254H73ZM85 253V254H84ZM91 253H93V254H91ZM123 253V254H122ZM124 253L127 255V254H129V255H127L125 258L123 257L124 256ZM136 253V254H135ZM152 253V254H151ZM157 253H159V254H157ZM7 254H9V255H7ZM17 254H19V255H17ZM24 254V255H23ZM35 254V255H34ZM51 254V255H50ZM55 254V255H54ZM61 254V255H60ZM64 254H66V256L64 257ZM70 254H71V256H70ZM102 256V258H101V256ZM115 255V259L113 258V256L111 257V255ZM130 254H131V256H130ZM142 254V255H141ZM145 254V255H144ZM11 255H13V256H11ZM18 257H17V256ZM38 255V256H37ZM42 255H44L43 257H42ZM48 255H50V256H48ZM74 255V256H73ZM77 255V256H76ZM86 255H87V257H86ZM110 255V256H109ZM123 255V256H122ZM163 255V256H162ZM20 256V257H19ZM27 257L26 259H25V257ZM52 256H53V258H52ZM63 256V257H62ZM80 256H82V257H80ZM90 256V257H89ZM116 256H118V257H116ZM155 256V257H154ZM157 256V257H156ZM221 256V255H220ZM22 257L24 258L23 259V261H21L22 260ZM43 258V260L44 259H46V260H44V262L42 261V258ZM46 257H48V258H46ZM51 257V258H50ZM54 257H56L55 259H56V261L54 262V261H52V260H54ZM61 257V258H60ZM68 257V258H67ZM75 257V258H74ZM81 258V259H79V258ZM92 257V258H91ZM97 257V258H96ZM109 257H111L110 259H109ZM119 257H120V259H119ZM128 257V258H127ZM138 257H140V258H138ZM150 257V258H149ZM223 257H225V258H223ZM223 257H222V259H220V260H222L223 262H226V260H227V258L228 259H230L231 260V258H230V256L229 255H223ZM39 258V259H38ZM131 258H134V260H135V262H134V260L133 259H131ZM138 258V259H137ZM144 258V259H143ZM152 258V259H151ZM8 259H12L10 262L9 261H7L6 262V260H8ZM17 259V262L15 261V263H14V260H16ZM28 259V260H27ZM51 259V260H50ZM57 259H58V261H57ZM60 259H62V260H60ZM66 259V260H65ZM69 259V260H68ZM71 259V260H70ZM74 259V260H73ZM77 261H76V260ZM93 260V261H91V260ZM97 259V260H96ZM128 259V260H127ZM130 259V260H129ZM141 259V260H140ZM216 259H218V258H216L215 257V262H217L216 261ZM238 259H243V256L241 257H239L238 256ZM237 259V260H238ZM84 260H86V261H84ZM138 260V261H137ZM143 260V261H142ZM152 260V261H151ZM5 261V262H4ZM19 261V262H18ZM46 261V262H45ZM70 261V262H69ZM156 261V262H155ZM210 261H212V259L210 260ZM9 262V263H8ZM31 262V263H30ZM73 262H75V263H73ZM83 262V263H82ZM92 262V263H91ZM129 262V263H128ZM143 262V263H142ZM161 262V263H160ZM213 262H214V260H213Z\"/></svg>",
    "mask_w": 264,
    "mask_h": 264
},
{
    "label": "bare ground",
    "instance_id": "obj_2",
    "mask_svg": "<svg viewBox=\"0 0 264 264\" xmlns=\"http://www.w3.org/2000/svg\"><path fill=\"white\" fill-rule=\"evenodd\" d=\"M1 1V0H0ZM16 1V0H15ZM19 1V0H17ZM24 1V0H23ZM26 1V0H25ZM29 1V0H28ZM33 1V0H32ZM31 1V2H32ZM38 1V0H36ZM51 1V0H50ZM55 1V0H53ZM58 1V0H57ZM55 1L56 3L54 4H57L58 2L60 1ZM74 1V0H73ZM77 1V0H76ZM79 1V0H78ZM77 1V2H78ZM104 1V0H103ZM102 1V2H103ZM108 1V0H107ZM135 1V0H134ZM141 1V0H140ZM149 1V0H148ZM153 1V0H152ZM156 1V0H155ZM171 1V0H170ZM181 1V0H180ZM188 3H189V0H187ZM200 1V0H199ZM228 1V0H227ZM235 1V0H234ZM4 2V1H3ZM11 3L13 2L10 1ZM21 2V1H20ZM27 2V1H26ZM24 2V4L26 3ZM30 2V3H31ZM40 2H43L40 0ZM46 3L48 1H45ZM68 2V1H67ZM75 2V1H74ZM73 2V3H74ZM80 2V1H79ZM97 2V1H96ZM101 2V1H100ZM101 2V3H102ZM109 2V1H108ZM111 2V1H110ZM114 2V1H113ZM117 2V1H116ZM132 2V1H131ZM143 2V1H142ZM147 2V1H146ZM151 2V1H150ZM149 2V4H150ZM157 2V1H156ZM155 2V3H156ZM169 2V1H168ZM175 2V1H174ZM184 2V1H183ZM202 2V1H201ZM5 3V2H4ZM15 3V2H14ZM18 3V2H17ZM17 3L16 6H17ZM22 3V2H21ZM51 3V2H49ZM72 3V2H70ZM105 3V2H104ZM115 3V2H114ZM138 3V2H137ZM141 3V2H140ZM144 3V2H143ZM167 3V2H166ZM172 4V2H170ZM169 3V4H170ZM182 3V2H181ZM197 3V2H196ZM9 4V3H8ZM15 4H13V7L16 8ZM23 4V5H24ZM27 4V3H26ZM33 4V2H32ZM36 4V3H34ZM38 4V2H37ZM79 4V3H77ZM88 4V3H87ZM93 4V3H92ZM100 4V3H99ZM103 4V3H102ZM110 4V3H108ZM113 4V3H111ZM122 4V3H121ZM142 4V3H141ZM146 4V3H145ZM152 4V2H151ZM150 4V6H151ZM160 4V3H159ZM168 4V3H167ZM170 4V5H171ZM186 4V3H184ZM201 4V3H200ZM4 5V4H3ZM20 5V3H19ZM22 5V7H23ZM31 5V4H30ZM51 5V4H50ZM85 5V4H84ZM95 5V4H94ZM106 5V4H105ZM105 5H104V8H105ZM136 5V4H135ZM154 5V4H153ZM161 5V4H160ZM2 6V5H0ZM11 6V5H10ZM33 6V5H32ZM36 6V5H35ZM46 6V5H45ZM57 6V5H56ZM64 6V5H63ZM63 6H60L59 5V8L60 7H63ZM66 6V5H65ZM78 6V5H77ZM80 6V5H79ZM101 7V4L98 5ZM116 6V4H115ZM118 6V5H117ZM169 6V5H168ZM21 7V6H20ZM25 7V6H24ZM23 7V8H24ZM39 6H37L38 8ZM42 7V6H41ZM51 8V6H49ZM48 7V8H49ZM58 7V6H57ZM55 7V8H57ZM70 7L69 9H71V6H68ZM67 6L66 7H63V8H68ZM73 7V6H72ZM76 7V6H74ZM73 7V8H74ZM85 7V6H83ZM83 7H80V8H83ZM96 7V6H95ZM110 7V6H109ZM114 7V6H113ZM112 7V8H113ZM122 6L119 5V9L121 8ZM135 7V6H134ZM149 7V6H148ZM158 7V6H157ZM162 5L158 8H161ZM185 7V6H184ZM189 7V6H187ZM5 7H2V9L4 10ZM26 8V7H25ZM35 8V7H34ZM43 8V7H42ZM47 8V7H46ZM49 8V9H50ZM72 8V10H73ZM77 9L79 7H76ZM94 8V7H93ZM102 8H103V5H102ZM108 8V7H107ZM118 8V7H117ZM133 8V6H132ZM138 8V6H137ZM146 8V7H145ZM152 7H150L151 9ZM173 8H175V6L173 5ZM9 9V8H8ZM28 9H32L31 8H28ZM39 9V8H38ZM37 9V10H38ZM99 9V8H98ZM130 9V8H129ZM155 9V8H154ZM157 9V8H156ZM168 9V8H167ZM170 9V7H169ZM180 9V8H179ZM178 9V10H179ZM230 9V8H229ZM7 10V9H6ZM27 10V9H26ZM81 10V9H80ZM79 10V11H80ZM85 10V9H84ZM100 10V9H99ZM109 10V9H108ZM107 10V11H108ZM114 10V8H113ZM135 10V9H134ZM163 10V9H162ZM186 10V9H185ZM201 10V9H200ZM1 11V10H0ZM5 11V10H4ZM18 11V10H17ZM51 11V10H50ZM53 11H54V8H53ZM57 11V10H56ZM59 11H62V9H60ZM74 11H77V10H74ZM101 11V10H100ZM103 11V10H102ZM111 11V9H110ZM117 11V10H116ZM115 11V13H116ZM129 11V10H128ZM132 11V10H131ZM137 11V10H136ZM151 11V10H150ZM155 11V10H154ZM157 11V10H156ZM159 11V10H158ZM170 11V10H169ZM177 11V9H176ZM189 11V9H188ZM29 12V11H28ZM38 13H40L39 11H37ZM97 12V11H96ZM118 12V11H117ZM120 12V11H119ZM119 12H118V15L119 16ZM122 12V11H121ZM120 12V14H121ZM135 12V11H134ZM139 12V11H138ZM148 12V11H147ZM162 12V11H161ZM184 12V11H183ZM187 12V11H185ZM184 12V13H185ZM194 12V11H193ZM202 12V10H201ZM208 12V11H207ZM210 12V11H209ZM9 13V12H7ZM19 13V12H18ZM31 13V12H30ZM34 13V12H33ZM45 13V12H44ZM48 13V12H47ZM63 13V12H62ZM68 13V12H67ZM102 13V12H101ZM114 13V14H115ZM132 13V12H131ZM157 13V12H156ZM164 13V12H163ZM178 13V11H177ZM183 13V14H184ZM15 14V13H14ZM58 14V13H57ZM65 14V12L63 13ZM74 12L71 14L73 15ZM79 14V12H78ZM77 14V15H78ZM82 14V13H81ZM94 14V13H93ZM100 14V13H98ZM108 14V12H107ZM105 14V15H107ZM110 14V13H109ZM111 14H113L111 12ZM129 14V12H128ZM134 14V13H132ZM151 14V13H150ZM167 14V13H166ZM166 14L164 15L166 17ZM174 14V13H173ZM179 14V13H178ZM202 14V13H201ZM205 14V12H204ZM30 15V14H29ZM45 15V14H44ZM52 15V14H51ZM54 15V14H53ZM59 15V14H58ZM67 15V14H65ZM80 15V14H79ZM102 15V14H101ZM122 15V14H121ZM120 15V16H121ZM125 15V14H124ZM145 15V14H144ZM158 18V14H156ZM155 15V16H156ZM171 15V14H170ZM181 15V14H180ZM207 15V13L205 14ZM209 15V14H208ZM24 16V15H23ZM43 16V15H42ZM50 16V15H49ZM76 16V15H75ZM87 16V15H86ZM99 16V15H98ZM110 18H111V15H109ZM109 16H107L109 18ZM131 16V15H130ZM135 14L134 17L135 18ZM139 16H141L139 14ZM153 16V15H152ZM154 16V17H155ZM182 16V15H181ZM211 16V15H210ZM46 17V16H45ZM54 17V16H53ZM83 17V15H82ZM105 17V16H104ZM137 17V16H136ZM149 17V16H148ZM168 17V16H167ZM172 17V16H171ZM176 17V16H175ZM178 17V15H177ZM194 17V16H193ZM209 19L210 17L207 16ZM225 17V16H224ZM24 18V17H23ZM42 18V17H41ZM69 18V17H68ZM73 18V17H71ZM75 18V17H74ZM77 18V17H76ZM88 18V17H86ZM84 18V19H86ZM94 18V17H93ZM92 18V19H93ZM108 18H104V19H108ZM116 18V17H115ZM120 18V17H118ZM124 18V17H123ZM122 17L120 19H123ZM162 18V17H161ZM164 18V17H163ZM174 18V17H173ZM200 18V16L198 17ZM197 20H200L198 19ZM202 18V17H201ZM247 18V17H245ZM256 18V17H255ZM32 19V18H31ZM47 19H51V18H48ZM57 19V18H56ZM55 19V20H56ZM83 19V18H82ZM80 19V22L81 20ZM89 19V18H88ZM88 19H86L88 21ZM103 19V18H102ZM113 19V18H112ZM138 19V18H137ZM137 19L135 21H137ZM154 19V18H153ZM160 19V18H159ZM172 19V18H171ZM180 19V17H179ZM185 19V18H183ZM206 19V18H205ZM206 19V20H207ZM253 19V18H252ZM23 20V19H22ZM85 20V22H87ZM93 20H97L96 17L95 19ZM110 20V19H109ZM108 20V21H109ZM131 20V19H130ZM139 20V19H138ZM146 20V19H145ZM161 20V19H160ZM167 20V19H166ZM182 20V19H180ZM186 20V19H185ZM191 20V19H190ZM28 21V20H27ZM33 21V20H32ZM75 22V24L77 23V20H73ZM83 21V20H82ZM90 21V20H89ZM92 21V20H91ZM115 21V20H114ZM113 21V23H114ZM118 21V20H117ZM122 21V20H121ZM126 21V20H125ZM124 21V22H125ZM225 21V20H224ZM223 21V22H224ZM227 21V20H226ZM68 23V21H65ZM73 22V23H74ZM78 22H79V19H78ZM79 22V24H81ZM149 22V21H148ZM147 22V23H148ZM170 21H168L169 23ZM176 22V21H175ZM184 22V21H183ZM201 22H203V20H201ZM205 22V21H204ZM231 22V21H230ZM12 23V22H11ZM10 23V25H11ZM17 23V22H15ZM35 23V22H34ZM52 23V22H51ZM72 22H70L71 24ZM100 23V22H99ZM105 23V21H104ZM109 23H111L109 21ZM116 23V22H115ZM118 23V22H117ZM116 23V24H117ZM138 23V22H137ZM154 23V22H153ZM163 23V22H162ZM174 23V22H173ZM182 23V22H181ZM193 23V22H192ZM198 22L195 21V24H197ZM216 23V22H215ZM214 23V24H215ZM221 23V22H220ZM226 23V22H225ZM14 24V23H13ZM18 24V23H17ZM57 24H60L59 22H57L55 25ZM61 24H63L61 22ZM79 24L77 25V28L79 26ZM86 24V23H85ZM95 24V23H94ZM101 24L102 21H101ZM99 24V25H101ZM105 24H108L107 21ZM112 24V23H111ZM172 24V23H170ZM183 24V23H182ZM189 24V23H188ZM187 24V25H188ZM194 24V23H193ZM203 24V23H202ZM201 24V25H202ZM19 25V24H18ZM50 26H52L51 24H48ZM84 25V24H83ZM82 25V26H83ZM114 25V24H113ZM119 25L120 27V21L119 23L117 24ZM115 26V27H118V26ZM122 25V23H121ZM125 25V24H123ZM144 25V23H143ZM165 25H168L167 23ZM185 22H184V24ZM204 25V24H203ZM210 25V24H209ZM225 25V24H224ZM223 25V26H224ZM235 25V24H234ZM250 24H248L249 26ZM3 26V24H2ZM9 26V25H8ZM17 26V25H16ZM58 26V25H57ZM67 26V25H66ZM70 26V25H69ZM73 26V25H72ZM88 26V25H87ZM87 26H84V27H87ZM98 26V25H96ZM103 25H101V29H103L102 31H104V28L105 26L102 28ZM112 26V25H111ZM131 26V25H129ZM140 26V25H138ZM142 26V25H141ZM150 25L148 24V27ZM164 26V25H163ZM175 26V25H174ZM179 26V25H178ZM177 26V27H178ZM192 26V25H191ZM217 26V24H216ZM222 26V25H221ZM228 26V25H227ZM244 26V25H243ZM262 26V24H261ZM53 27V26H52ZM61 27V26H60ZM76 27V26H75ZM74 27V29H75ZM81 28V25L79 26ZM95 27V26H94ZM99 27V26H98ZM99 27V28H100ZM113 27V26H112ZM132 27V26H131ZM143 27V26H142ZM158 27V25H157ZM156 27V28H157ZM170 27V26H169ZM184 27V26H183ZM198 27V26H197ZM201 26L198 27V31L202 30L200 28ZM203 27V26H202ZM204 27H206L204 25ZM211 27V26H210ZM210 27H209V30H210ZM214 27V26H213ZM252 27V26H251ZM4 28V26H3ZM37 28V27H36ZM54 28V27H53ZM52 28V29H53ZM56 28V27H55ZM63 28V27H61ZM68 28V27H67ZM79 28V29H80ZM111 28V27H110ZM124 28V27H123ZM126 28V27H125ZM124 28V29H125ZM129 28V27H128ZM135 28V27H134ZM139 28V27H138ZM145 28H147V26H145ZM166 28V27H165ZM168 28V27H167ZM185 29H187V27H184ZM189 28V26H188ZM196 28V27H195ZM225 28V27H224ZM255 28H258V27H255ZM2 29V28H1ZM20 29V27H19ZM113 29V28H112ZM117 29V28H116ZM148 29V28H147ZM150 29V27H149ZM183 29V31L185 30ZM207 29V28H206ZM206 29H204L206 31ZM212 29V28H211ZM252 29V28H251ZM261 29V28H260ZM4 30V29H3ZM2 30V31H3ZM26 30V29H25ZM28 30V29H27ZM40 30V29H39ZM65 30V29H64ZM70 31V29H67ZM72 30V29H71ZM97 30V29H96ZM107 30V29H106ZM118 30V29H117ZM128 30V29H127ZM135 30V29H134ZM137 30V28H136ZM140 30V29H139ZM142 30V29H141ZM140 30V31H141ZM161 30V29H160ZM164 30V28L162 29ZM161 30V31H162ZM170 30V29H169ZM190 30V29H188ZM208 30V31H209ZM246 30V29H245ZM253 30V29H252ZM257 30V29H256ZM263 30V29H262ZM21 31V30H20ZM43 31V30H42ZM41 31V32H42ZM68 31V32H69ZM73 31V30H72ZM114 31V29L112 30V32ZM119 31H121L119 29ZM125 31V30H124ZM150 31H152L150 29ZM149 31V32H150ZM160 31V32H161ZM174 31V30H173ZM178 31V30H177ZM180 31V30H179ZM187 31V30H186ZM196 31V30H195ZM201 31V33H203ZM215 31V29H214ZM226 33H227V30H225ZM239 31V30H238ZM259 31V30H258ZM30 32V31H29ZM34 32V31H33ZM40 32V33H41ZM44 32V31H43ZM51 32V31H50ZM59 32V31H57ZM62 32V31H61ZM84 33V31H82ZM95 32V31H94ZM94 32L92 34H94ZM111 32V33H112ZM118 32V31H117ZM126 32V31H125ZM124 32V33H125ZM145 32V31H144ZM157 32V31H156ZM168 32V30H167ZM193 32V31H192ZM191 32V34H192ZM213 32V30L211 31ZM234 31H232L233 33ZM237 32V31H236ZM251 32V30H250ZM254 32V31H253ZM38 33V31H37ZM36 33V34H37ZM39 33V34H40ZM46 32H44L45 34ZM55 33V32H54ZM60 33V32H59ZM74 33H75V30H74ZM81 33V32H80ZM82 33V34H83ZM100 33V32H99ZM103 33V32H101ZM147 33V32H146ZM155 33V32H153ZM165 33V32H164ZM186 33V32H185ZM188 33V32H187ZM194 33V32H193ZM205 33V32H204ZM222 33V32H220ZM243 33V32H242ZM246 33V32H245ZM17 34V33H16ZM20 34V33H19ZM29 34V33H28ZM81 34V35H82ZM121 34V32L119 33ZM156 34V33H155ZM159 34V33H158ZM171 34V33H170ZM180 34V33H179ZM200 34V33H199ZM210 34V32H209ZM228 34V33H227ZM262 34V33H261ZM12 35V34H11ZM15 35V34H14ZM21 35V34H20ZM27 35V33H26ZM35 35V34H34ZM42 35V34H41ZM40 35V36H41ZM63 37H61L62 39L64 38V36H66V34L64 35L63 32L62 34ZM72 35V34H71ZM90 35H91V32H90ZM95 35V34H94ZM93 35V36H94ZM102 35V34H101ZM113 35V34H112ZM111 35V36H112ZM125 35V34H124ZM129 35H132L133 34H129ZM128 35V36H129ZM135 35V34H134ZM142 35H145V34H142ZM157 35V34H156ZM168 35V34H167ZM183 35V34H181ZM187 36V34H185ZM190 35V34H189ZM193 35V34H192ZM196 35V34H195ZM206 35V34H205ZM204 35V36H205ZM212 35V34H211ZM221 35V34H220ZM226 35V34H225ZM233 35V34H232ZM28 36V35H27ZM38 37V34L36 35ZM49 36V34L47 35ZM52 36V35H51ZM68 36V35H67ZM66 36V37H67ZM84 36V35H83ZM104 36V35H103ZM102 36V37H103ZM120 36V35H119ZM139 35H137L138 37ZM153 36V34H152ZM257 36V34H256ZM255 36V37H256ZM19 37V36H18ZM26 37V36H25ZM42 37V36H41ZM40 37L41 40H44L46 39V35L44 37V39H42ZM50 37V36H49ZM55 37H58V36H55ZM54 37V38H55ZM65 37V38H66ZM69 37V36H68ZM99 37V36H98ZM105 37V36H104ZM116 37V36H115ZM123 37V36H122ZM146 37V36H144ZM169 37V36H168ZM171 37H174V36H171ZM178 37V36H177ZM191 37V36H190ZM189 37V38H190ZM198 37V35L196 36ZM194 35H193V39L196 38ZM212 37V36H210ZM218 37V36H217ZM225 37V36H223ZM228 37V36H227ZM237 37V36H236ZM246 37V36H245ZM262 37V36H261ZM14 38V37H13ZM21 38V37H20ZM27 38V37H26ZM25 38V40H26ZM29 38V37H28ZM27 38V40H29ZM31 38V37H30ZM60 38V37H59ZM75 37L73 38H69L70 40L74 39ZM117 38V37H116ZM125 38V37H124ZM141 38V37H140ZM162 38V37H161ZM160 38V39H161ZM164 38V37H163ZM162 38V39H163ZM167 38V37H166ZM175 38V37H174ZM192 38V37H191ZM202 38V36H201ZM249 38V37H248ZM259 38V37H257ZM32 39V38H31ZM34 39V37H33ZM36 39V37H35ZM39 39V38H38ZM61 39V40H62ZM92 39V38H91ZM97 39V38H96ZM99 39V38H98ZM103 38L99 39V40H102ZM123 39V38H122ZM121 39V37L119 38V40L121 42H124L123 40ZM135 39V38H133ZM155 39V38H154ZM161 39V41H162ZM165 39V38H164ZM180 39V37H179ZM197 39V38H196ZM195 39V40H196ZM199 39V38H198ZM241 39V38H240ZM247 39V38H246ZM11 40V39H10ZM23 40H24V37H23ZM37 40V39H36ZM52 40V39H50ZM59 40V39H58ZM60 40V41H61ZM81 40V39H80ZM94 40V38H93ZM104 40V39H103ZM117 40V39H115ZM126 40V39H125ZM130 40V39H129ZM138 40H139V37H138ZM137 40V41H138ZM140 40H143V39H140ZM178 40V39H177ZM191 40V39H189ZM208 40V39H207ZM223 40V39H222ZM229 40V39H228ZM226 40V41H228ZM261 40V39H260ZM40 41V40H39ZM64 41V40H63ZM62 41V43H63ZM79 41V40H78ZM105 41V40H104ZM132 41V40H130ZM128 41V42H130ZM146 41V40H145ZM157 41V40H156ZM171 41V40H170ZM170 41H166L168 43H170ZM193 41V40H192ZM198 41V40H197ZM231 41V40H230ZM254 41V40H253ZM17 42V41H15ZM14 42V43H15ZM30 42V41H29ZM28 42V43H29ZM71 42V41H69ZM75 43V41H73ZM72 42V43H73ZM80 42V41H79ZM82 42V41H81ZM103 42V41H102ZM108 43V41H106ZM112 42V41H111ZM110 42V43H111ZM118 42V41H117ZM120 42V43H121ZM136 42V41H135ZM148 42V40H147ZM189 42V41H188ZM187 42V44H188ZM191 42V41H190ZM189 42V43H190ZM195 42V41H193ZM205 42V41H204ZM233 42V41H232ZM22 43V42H21ZM20 43V44H21ZM31 43V42H30ZM29 43V44H30ZM45 43V42H43ZM49 43V42H46V44ZM53 43V42H51ZM67 43V42H66ZM65 43V44H66ZM93 43H96L93 41ZM158 43V42H157ZM160 43V42H159ZM163 43V41H162ZM226 43V42H225ZM230 43V42H229ZM243 43V42H242ZM35 44V43H34ZM37 44V43H36ZM70 43H68L67 45H69ZM76 44V43H75ZM78 44V43H77ZM119 44V43H118ZM129 44V43H128ZM134 44V43H132ZM131 44V45H132ZM193 44H196V43H193ZM201 44V43H200ZM251 44V42H250ZM254 44V43H253ZM19 45V44H18ZM30 45H33V44H30ZM41 44H39V46H41ZM49 45V44H48ZM51 45V44H50ZM57 45V44H56ZM60 44H58L56 47H58ZM79 45V44H78ZM77 45V46H78ZM84 45V44H83ZM95 45V44H94ZM97 45H100L97 43ZM105 45V44H104ZM106 45H109V44H106ZM112 45V43H111ZM122 45H124L122 43ZM135 45V44H134ZM137 45V43H136ZM159 45V44H158ZM167 45V44H166ZM165 45V46H166ZM172 45V44H170ZM169 45V47H170ZM190 45V44H189ZM204 45V44H203ZM259 45V44H258ZM1 46V45H0ZM13 46V45H12ZM15 46V44H14ZM25 46V44H24ZM27 46V45H26ZM35 46V45H34ZM38 46V45H37ZM36 46V47H37ZM43 46V45H42ZM63 46V45H62ZM74 46V45H73ZM85 46V45H84ZM120 46V45H119ZM162 45H160L159 47H161ZM176 46V45H175ZM206 46V45H205ZM227 46V45H226ZM255 46V44H254ZM22 47V46H21ZM32 47V46H31ZM45 47V46H44ZM51 47V46H50ZM49 47V48H50ZM53 47V45H52ZM55 47V45H54ZM53 47V48H54ZM60 47V46H59ZM67 47V46H66ZM101 47V46H100ZM100 47H99V50H100ZM106 46H102L101 48H104ZM117 47V45L115 46ZM126 47V45H125ZM130 47V46H129ZM189 47V46H188ZM193 47V46H192ZM198 47V46H197ZM196 47V48H197ZM204 47V46H203ZM214 47V46H213ZM228 47V46H227ZM232 47V46H231ZM230 47V48H231ZM256 47V46H255ZM16 48V46H15ZM39 48V47H38ZM46 48V47H45ZM48 48V47H47ZM49 48H48V51H49ZM62 48H65V47H62ZM80 48V47H78ZM84 50H85V47H83ZM98 47H95V49H97ZM107 48V47H106ZM110 48V47H109ZM141 48V47H140ZM165 48V47H164ZM168 48V46H167ZM191 48V47H190ZM201 48V47H200ZM226 48V47H224ZM235 48V47H234ZM4 49V47H3ZM33 49V48H32ZM40 49V48H39ZM61 48H59L60 50ZM69 49V48H68ZM130 49V48H129ZM132 49V48H131ZM171 49V48H170ZM203 49V48H202ZM214 49V48H213ZM11 50V49H10ZM13 50V49H12ZM28 50V49H26ZM30 50V49H29ZM28 50V51H29ZM43 50V48H42ZM41 50V51H42ZM52 50V49H51ZM55 50V48L53 49ZM58 50V52H59ZM64 50V49H61V51ZM70 50V49H69ZM106 50V49H104ZM114 50V49H113ZM113 50L111 52H113ZM118 52H119V48L116 49ZM114 50V51H116ZM126 50V49H125ZM147 50V49H146ZM159 50V49H158ZM165 50V49H164ZM188 50V48H187ZM198 50V49H197ZM216 50V49H215ZM219 50V49H218ZM217 50V51H218ZM8 51V50H7ZM35 51H36V48H35ZM39 51V50H38ZM37 51V53H39ZM40 51V52H41ZM48 51L46 53H48ZM66 51H68L66 49ZM64 51V53L66 52ZM110 51V50H109ZM136 51V50H135ZM140 51V49H139ZM172 51H175V50H172ZM183 51V49H182ZM206 51V50H205ZM209 51V50H208ZM212 51V50H211ZM6 52V50H5ZM4 52V53H5ZM14 52V51H13ZM18 52V51H17ZM20 52V51H19ZM56 53V51H54ZM73 52H74V49H73ZM81 52V51H80ZM79 52V53H80ZM96 52V51H95ZM99 52H103L102 50L99 51ZM127 52H128V49H127ZM133 52V50H132ZM162 52V50H161ZM180 52V51H179ZM191 52V51H189ZM198 54H199V51H197ZM227 52V51H226ZM236 52V51H235ZM263 52V51H262ZM11 53V52H10ZM44 53V52H43ZM45 53V54H46ZM82 53V52H81ZM84 53V52H83ZM139 53V52H138ZM150 53V52H149ZM167 53V51H166ZM171 53V52H170ZM183 53V52H181ZM192 53V52H191ZM210 53V52H209ZM7 54V53H6ZM12 54V53H11ZM10 54V55H11ZM23 54V53H22ZM33 54V53H32ZM44 54V55H45ZM54 54V53H52ZM58 54H61L62 55V52L58 53ZM57 54V56H58ZM76 54V52H75ZM78 54V52H77ZM93 54V53H92ZM110 54V53H109ZM121 54H123L121 52ZM172 55L174 53H171ZM177 55V53H175ZM174 54V55H175ZM184 54V53H183ZM187 54V53H186ZM201 54V52H200ZM224 54V53H223ZM231 54V53H230ZM35 55V54H34ZM43 55V56H44ZM79 55V54H78ZM94 55V54H93ZM97 55V54H96ZM99 55V54H98ZM97 55V56H98ZM118 55V54H117ZM150 55V54H149ZM152 55V53H151ZM168 55V54H167ZM192 55V54H191ZM203 55V54H202ZM215 55V54H214ZM225 55V54H224ZM223 55V56H224ZM30 56V55H29ZM48 56V55H47ZM51 56V55H50ZM53 56V55H52ZM51 56V57H52ZM68 56V55H67ZM70 56H71V52H70ZM77 56V55H76ZM89 56V55H87ZM91 56V55H90ZM89 56V57H90ZM107 56V55H106ZM109 56V55H108ZM148 56V55H147ZM164 56V55H163ZM235 56V55H234ZM263 56V55H262ZM9 57V56H7ZM6 57V58H7ZM13 57V56H12ZM10 56V58H12ZM19 57V56H18ZM21 57V56H20ZM36 57V56H35ZM56 57V56H55ZM59 57V56H58ZM63 57V56H61ZM60 57V59H61ZM79 57V56H78ZM112 57V56H111ZM116 57V56H115ZM165 57V56H164ZM178 57V56H177ZM184 57V56H183ZM187 57V56H185ZM194 57V56H193ZM197 57V56H196ZM205 57V56H204ZM209 57V55H208ZM222 57V56H221ZM46 58V57H45ZM43 59V60H46V59ZM49 59H52L50 57H48ZM69 58V57H68ZM72 58V57H70ZM74 58V57H73ZM110 58V57H109ZM171 58V57H170ZM180 58V57H179ZM178 58V59H179ZM189 58V57H188ZM225 58V57H224ZM223 58V59H224ZM227 58V57H226ZM231 58V57H230ZM264 58V56H263ZM2 59V58H1ZM14 59V58H13ZM32 57L30 58V61H28V63L30 62L31 64L32 61H31ZM54 59V57H53ZM64 59V58H63ZM62 59V60H63ZM66 59V58H65ZM84 59V58H83ZM89 59V58H88ZM93 60L95 58H92ZM98 59V58H97ZM112 59V58H111ZM117 59V58H116ZM115 59V60H116ZM165 59V58H164ZM173 59V58H172ZM176 59V57H175ZM186 59V58H184ZM183 59V60H184ZM191 59V58H190ZM228 59V58H227ZM235 59V57H234ZM233 59V60H234ZM9 60V59H8ZM21 60V59H20ZM23 60V59H22ZM29 60V59H28ZM34 60V59H33ZM42 60V59H41ZM69 60V59H68ZM76 60V59H75ZM100 60V59H99ZM108 60V59H107ZM122 60V59H120ZM138 60V59H137ZM197 60V59H196ZM198 60H199V57H198ZM197 60V61H198ZM215 60V59H214ZM35 61V60H34ZM72 61V60H71ZM74 61V59H73ZM97 60H95L96 62ZM109 61V60H108ZM118 61V59H117ZM162 61V60H161ZM180 61H182L180 59ZM201 61V60H199ZM204 61V60H203ZM228 61V60H227ZM1 62V61H0ZM10 62V61H9ZM48 62V61H46ZM75 62V61H74ZM85 62H88V61H85ZM101 62H104L103 60ZM114 62V61H113ZM119 62V61H118ZM143 62V61H142ZM145 62V61H144ZM143 62V63H144ZM152 62H155V61H152ZM193 62V60L191 61V63ZM237 62V61H236ZM258 62V61H257ZM256 62V63H257ZM8 63V62H7ZM65 63V62H64ZM73 63V62H72ZM79 63V62H78ZM77 63V64H78ZM117 63V62H116ZM189 63V62H188ZM202 63V62H201ZM211 63V62H210ZM228 63V62H227ZM255 62H253L254 64ZM23 64V63H22ZM26 64V63H25ZM38 64V63H37ZM36 64V65H37ZM40 65H42L41 63H39ZM38 64V65H39ZM53 64V63H52ZM55 64V62H54ZM75 64V63H74ZM76 64V65H77ZM80 64V63H79ZM78 64V65H79ZM91 62L87 65L90 66ZM103 65V63H100ZM105 64V63H104ZM109 64V63H108ZM125 64H126V60H125ZM138 64V63H137ZM150 64V63H149ZM162 64V63H161ZM171 64V63H170ZM194 64V63H193ZM197 64V63H196ZM205 64V63H204ZM244 64V63H242ZM252 64V65H253ZM260 64V63H259ZM28 65V64H27ZM44 65V64H43ZM51 65V64H50ZM58 66V64H56ZM61 65V63H60ZM65 65V64H64ZM73 65V64H72ZM86 65V66H87ZM93 65V63L91 64ZM97 65V64H96ZM95 65V66H96ZM100 65V66H102ZM112 65V64H111ZM114 65V64H113ZM167 65V64H166ZM183 65V64H181ZM188 65V64H187ZM191 65V64H190ZM214 65V64H213ZM238 65V64H236ZM246 65V64H245ZM255 65V64H254ZM10 66V65H9ZM23 66V65H22ZM49 66V65H48ZM85 66V67H86ZM99 66V65H98ZM116 66V65H115ZM117 66H120L118 65L117 63ZM125 66V65H124ZM127 66V65H126ZM125 66V67H126ZM155 66V65H154ZM158 66V65H157ZM217 66V65H216ZM219 66V65H218ZM226 66V65H225ZM231 66V65H229ZM257 66V65H256ZM259 66V65H258ZM7 67V66H5ZM4 67V68H5ZM11 67V66H10ZM26 67V66H25ZM39 67V66H38ZM41 67V66H40ZM44 67V66H43ZM52 67V65H51ZM61 67V66H60ZM67 67V66H66ZM77 67V66H76ZM94 67V66H93ZM104 67V65H103ZM107 67V66H105ZM123 67V65H122ZM138 67V66H137ZM143 67V66H142ZM159 67V66H158ZM166 67V66H165ZM171 67V66H170ZM175 67V66H174ZM193 67V66H191ZM198 67V66H197ZM200 67V66H199ZM215 67V66H214ZM255 67V66H254ZM14 68V67H13ZM16 68V67H15ZM21 68V67H20ZM37 68V67H36ZM45 68V67H44ZM50 68V66H49ZM65 68V67H64ZM69 68V67H67ZM84 68V67H83ZM88 68V67H87ZM100 68V67H99ZM98 68V69H99ZM140 68V67H139ZM148 68V67H147ZM150 68V67H149ZM169 68V67H168ZM216 68V67H215ZM214 68V69H215ZM232 68V67H231ZM241 68V66H240ZM257 68V67H256ZM1 69V68H0ZM3 69V68H2ZM1 69V70H2ZM6 69V68H5ZM9 69V68H8ZM25 69V68H24ZM55 69V68H54ZM63 69V68H62ZM72 69V68H70ZM74 69V68H73ZM80 69V68H79ZM85 69V68H84ZM111 69V68H110ZM110 69H107L105 72L109 71ZM118 69V68H117ZM144 69V68H143ZM190 69V68H189ZM202 69V68H201ZM225 69V68H224ZM247 69V68H246ZM14 70V69H13ZM59 70V69H58ZM90 70V69H89ZM92 70V69H91ZM95 70V69H93ZM121 70V69H120ZM123 70V69H122ZM121 70V71H122ZM131 70V69H130ZM137 70V69H136ZM141 70V69H140ZM146 70V68H145ZM153 70V69H151ZM177 70V69H176ZM180 70V69H179ZM182 70V69H181ZM186 70V69H184ZM200 70V69H199ZM218 70V69H217ZM234 70V69H233ZM248 70V69H247ZM254 70V69H253ZM256 70H259L258 68ZM5 71V70H3ZM17 71V72H16ZM16 71L13 73V72H9V71H5L3 73V75H0V86L4 87V84L5 83H9L11 81H13L14 79V76H16L20 71L16 69ZM24 71V70H23ZM52 71H53V67H52ZM63 71V70H62ZM70 70L68 69L67 72H69ZM75 71L72 70V72ZM86 71V69H85ZM88 71V69H87ZM112 71V70H111ZM114 71H116L114 69ZM126 71V70H125ZM150 71V70H149ZM155 71V70H154ZM251 71V70H250ZM60 72V71H59ZM88 72H92V71H88ZM103 72V70H102ZM158 72V70H157ZM160 72V71H159ZM166 72V71H165ZM164 72V74H165ZM169 72V70H168ZM180 72V71H179ZM202 72V70H201ZM215 72V71H214ZM258 72V71H256ZM262 72V71H261ZM264 72V71H263ZM24 73V72H23ZM22 73V75H23ZM47 73V72H46ZM49 73V72H48ZM57 73V71H56ZM65 73V71H64ZM71 73V72H70ZM76 73V72H75ZM81 74V76H83V74L80 72H78ZM96 73V72H94ZM108 73V72H107ZM124 73V72H123ZM126 73V72H125ZM163 73V72H162ZM161 73V74H162ZM183 73V72H182ZM207 73V72H206ZM231 73V72H230ZM241 73V72H240ZM29 74V73H28ZM32 74V73H31ZM53 74V73H52ZM55 74V73H54ZM58 74V73H57ZM56 74V76H57ZM69 74V73H68ZM67 74V75H68ZM77 74V73H76ZM109 74V73H108ZM115 74V72L113 73V75ZM118 74V73H117ZM178 74V73H177ZM193 74V73H192ZM199 74V73H198ZM258 74V73H257ZM66 75V74H65ZM70 75V74H69ZM90 75V74H88ZM98 75H99V72H98ZM119 75V74H118ZM117 75V76H118ZM125 75V74H124ZM123 75V76H124ZM158 75V74H157ZM226 75V74H224ZM233 75V74H232ZM230 75V76H232ZM46 76V75H45ZM49 76V75H48ZM54 76V77H56ZM60 76V75H59ZM75 76H79L78 75H75ZM85 76V75H84ZM83 76V77H84ZM97 76V75H96ZM95 76V77H96ZM107 76V75H106ZM145 76V75H144ZM152 76V75H151ZM155 76V75H154ZM164 76V75H163ZM173 76V75H172ZM185 76V75H184ZM205 76V75H204ZM228 76V75H227ZM229 76V77H230ZM260 76V75H259ZM34 78L32 80H37V78H42L43 76H39V75H35L33 76ZM61 77V76H60ZM65 77V76H64ZM70 77V76H69ZM68 77V79H69ZM80 77V76H79ZM150 76H148L149 78ZM169 77V76H167ZM199 77V76H198ZM237 77V76H236ZM256 77V76H255ZM26 78V76H25ZM44 78V77H43ZM48 78V77H47ZM62 78V77H61ZM87 78V77H86ZM108 78V76H107ZM114 78V76H113ZM112 78V79H113ZM116 78V77H115ZM121 78V76L119 77ZM164 78V77H163ZM171 78V77H170ZM169 78V79H170ZM186 78V77H184ZM204 78V77H203ZM227 78V77H226ZM258 78V77H256ZM19 79V78H18ZM27 79V78H26ZM66 79V78H65ZM71 79V77H70ZM76 79H78L76 77ZM85 79V78H84ZM88 79V78H87ZM93 79V78H92ZM101 79L103 80V78L101 77ZM131 79V78H130ZM129 79V80H130ZM162 80V77L160 78ZM172 79V78H171ZM188 79V78H187ZM199 79V78H198ZM212 79V78H211ZM236 79V78H235ZM252 79V77H251ZM263 79V78H262ZM261 79V80H262ZM24 80V79H22ZM28 80V79H27ZM47 80V79H46ZM50 80V79H48ZM53 80V79H52ZM60 80V79H59ZM58 80V81H59ZM62 80V79H61ZM60 80V81H61ZM79 80L82 81L81 78H79ZM86 80V79H85ZM97 80V79H96ZM99 80H100V77H99ZM117 80V79H116ZM121 80V79H119ZM144 80V79H143ZM154 79H151V81H153ZM156 80V79H155ZM154 80V82H155ZM191 80V79H189ZM203 80V79H202ZM239 80V79H238ZM260 80V79H259ZM44 81V79H43ZM57 81V79L55 80ZM67 81V80H66ZM63 82V83H67V82ZM78 81V80H76ZM75 81V83H76ZM149 81V80H148ZM157 81V80H156ZM159 81V80H158ZM157 81V82H158ZM166 81V79H165ZM237 81V80H236ZM245 81V80H243ZM248 81V80H247ZM251 82L253 80H250ZM256 81V80H255ZM53 82V81H52ZM71 82V81H70ZM85 82H88L85 81ZM92 82V81H91ZM95 82V81H94ZM93 82V83H94ZM108 82V81H107ZM123 82V81H122ZM150 82V81H149ZM153 82V85L157 84V82H155L154 84ZM160 82V81H159ZM173 82V80L171 81ZM170 82V84H171ZM232 82V80H231ZM242 80L239 82L241 83ZM16 83V82H15ZM26 83V82H24ZM30 83V82H29ZM42 83V81H41ZM46 83V81H45ZM58 83V82H57ZM81 83V82H80ZM106 83V82H105ZM104 83V84H105ZM109 83V82H108ZM143 83V82H142ZM147 83V82H146ZM151 83V82H150ZM163 83V82H162ZM165 83V82H164ZM182 83V82H181ZM234 83V82H233ZM250 83V82H249ZM255 82L253 81V84ZM17 84V83H16ZM19 84V82H18ZM54 84V83H53ZM56 84V83H55ZM61 84V83H59ZM68 84H70L68 82ZM67 84V86H68ZM84 84V86L87 84H85L84 82L82 83ZM90 84V83H88ZM102 84V82H101ZM128 84V82H127ZM159 84V83H158ZM168 84V83H167ZM173 84V83H172ZM178 84V83H177ZM223 84V83H222ZM238 84V83H237ZM248 84V83H247ZM257 84V83H256ZM10 85V84H9ZM21 85V83H20ZM71 85H74V84H71ZM71 85L69 86L71 88ZM97 85H100V84H97ZM96 85V86H97ZM120 85V84H119ZM126 85V83H125ZM130 85V84H129ZM146 85V84H145ZM149 85V84H148ZM151 85V84H150ZM166 85L165 84H162V86ZM202 85V84H201ZM236 85V84H235ZM233 85V86H235ZM249 85V84H248ZM259 92H253L251 98H248V99H245L246 96H244V94H240L238 96H234V97H228V98H223V100L221 101V103L219 102H215V108H214V112H215V115L217 116H225L226 117V120H228L227 122L228 123H224L223 125H220L222 126L221 128H226V129H223V130H226L225 133H223L222 136H217L218 137V141H220V143L224 144V145H230V144H233V146L236 144L238 145H241L239 146L241 149L238 150L237 152V149L234 150L235 153L232 154L231 157H225L223 155V157H225L226 159H224L222 162H219L220 158L219 156L217 157L216 156V160L215 158H213L214 155L211 154V156L209 155V151L208 150H202L204 146L200 147V149L202 150V153H196L198 152L199 150H196L199 146L201 145H206L209 141V139L211 138V140L215 139L214 136L217 134V132H213L211 133L210 131V135H209V132L207 131H202V130H198L197 128L194 127L195 124H193V126L191 125L192 123H196V121H201L202 118L205 116L203 115L204 112L201 111V113L197 110L194 111V113H192L189 109H186L185 107H182L181 105H179V103L177 104L176 101L174 100H170L169 102V112H164V114H160L161 116H153V114H151L152 116L148 115H144L142 116L141 118H138V117H135V116H132V114L129 112V113H124L122 116L119 115L120 113H118L117 115L114 114V117H112V119H116V120H120V119H123V120H126V122L128 123L129 122V126L131 127H134V128H137V129H141L140 132L138 133H130L129 134H120V133H113V126L110 128L112 129L111 131L108 130V128H105L107 126V119L106 118H103L105 117L103 115L102 117V120L106 119V125L104 128L100 129L96 127V124L97 122H94L95 119H93L90 115L91 113L89 112H86L87 114L89 113V115H84V112L82 111L83 115L82 114H79V116H73V111L75 112L74 108H77V107H74L75 105L73 104V100L71 101H64L63 103H60L62 104L60 106V104H56L55 106H53V104L55 102H57V100L60 98H58V91H57V86H54L52 88L51 84H46L45 85V89L44 91L42 90V84H41V89L38 90V93H37V89H36V92L38 94V98L40 97V95H42L44 92V95L45 96H42V98H40V102H38L36 99L35 101L38 102L37 105H39V103H42L43 104V113H44V116L42 117V120L40 121L37 120V118L34 120L36 122V126H37V130L35 131L36 133H34V136H30V138L32 137V140H31V143L30 145L28 144V138L25 137L24 135V138H26V142H24V145L23 146H20L21 148L17 150V144H16V139H15V134L18 130V128H15L17 130H12V132H10V129L7 130L5 127L3 130V132H0V242H5L4 244L6 245H10L13 246V247H16L15 244L16 242L18 241V237L19 235L21 234H24L26 233V230H33V234H36L37 232L40 233V230H42L43 226L45 227L46 225V222H47V219H49L50 221L48 222L49 224H51V222H53L54 225H57L58 226V229L60 228V230H62V232H59V233H62L63 236H65L64 238L66 239H70L72 238V235L73 234V230H74V227H73V230H72V227L74 224H73V216L71 215L72 213H76L75 211H77L79 215H82V219L84 220L87 216H88V209L87 208H90L89 210H91V208H93L92 210V214L91 215H95L94 217L98 216L97 214L99 213H103V209H101L98 205L100 203H105V207L108 208V210H110V212H113V216H114V213H117L119 216H122L123 214L127 215L128 217L126 218L127 222H131L134 218L132 217V215H134L132 213V210H134L133 208L135 203H134V198L141 195L142 192L144 190H147V187L146 185L148 183H152V184H157V183H160L159 184V189H161V196H164L165 195V198H166V195L170 198L169 199V202L170 201H177L179 199V195L182 196V198H186V200L190 197L191 199V196L195 197V199H197L200 203L199 204H203L204 202H208L209 200L213 199L215 200V203H218L219 200H222L224 199L219 205L217 204V208L214 209V211H212V213L214 212V219H211L206 217V218H202L201 220V217L199 214H201L203 216V213H200L199 214H196L193 213L195 216H196V220H198L200 222L201 220V223H200V226H197L196 228L190 230L191 226L189 228H185L186 230L189 229L190 231V236L188 237L187 240H185V242H183V240L179 241L178 244H177V247L178 248H181V250L179 252H175V254L173 253L175 249H172V251H169L167 252V250L165 251L166 254L164 255L165 257L162 259L163 261H166V262H160L161 264H264V171H262V173L258 172L259 168H262L264 170V160H262L261 158H264V131L263 132H251L250 134H247L248 131V128L247 129H244V130H237L235 129L234 125H238L244 120V117L246 116H243L244 113H254L253 116H258V113L259 111H263L264 112V80L263 82H260L259 84ZM27 86V85H26ZM33 86V85H32ZM40 86V85H38ZM62 86V85H61ZM76 86H80L79 83L76 85ZM88 85H86L87 87ZM116 86V85H115ZM118 86V85H117ZM128 86V85H127ZM157 86V85H156ZM172 86V85H170ZM230 86V85H229ZM233 86H232V89L233 90ZM243 86V85H242ZM247 86V85H246ZM56 87V88H55ZM60 87V86H58ZM73 87V86H72ZM90 87V85H89ZM91 87L94 88V85H92ZM101 87V86H100ZM121 87V86H120ZM147 87V85H146ZM153 87V86H152ZM151 87V88H152ZM169 87V86H168ZM188 87V86H187ZM191 89H192V86H190ZM224 87V85L222 86ZM31 88V87H30ZM62 88V87H61ZM70 88H66L67 89H70ZM79 88V87H78ZM81 88V86H80ZM106 88V86L104 87ZM103 88V90H104ZM149 88V87H148ZM150 88V89H151ZM154 88V87H153ZM163 89V87H161ZM177 88V86H176ZM178 88H179V85H178ZM235 88V87H234ZM237 88V87H236ZM245 88V87H244ZM247 88V87H246ZM21 89V88H20ZM24 89V88H23ZM28 89V88H27ZM34 89V88H33ZM32 89V90H33ZM83 89V88H82ZM81 89V91H82ZM86 89V88H85ZM88 89V88H87ZM91 89V88H90ZM89 89V90H90ZM95 89V88H94ZM114 86H113V90H114ZM118 90V88H116ZM120 89V88H119ZM123 90V87L121 88ZM126 89V88H124ZM159 89V88H158ZM157 89V90H158ZM171 88H169V91H170ZM180 89V88H179ZM184 89V88H183ZM190 89V88H189ZM225 89V88H224ZM230 89V88H229ZM59 90V89H58ZM75 90V88H74ZM88 90V91H89ZM116 90V91H117ZM121 90V91H122ZM129 90V89H128ZM222 90V88H221ZM255 90V89H254ZM88 91H87V94H88ZM91 91V90H90ZM93 91V90H92ZM91 91V93H92ZM111 91V90H110ZM125 91V90H124ZM130 91V90H129ZM135 91V90H134ZM152 91V90H151ZM168 91V90H167ZM166 90L165 92L168 93ZM175 91V90H174ZM237 91V90H235ZM242 91V90H241ZM249 91V90H248ZM33 92V91H32ZM58 92V93H57ZM64 92V91H63ZM78 92V91H77ZM102 92V91H100ZM104 92V91H103ZM109 92V91H108ZM115 92V91H114ZM127 92V91H126ZM149 92V91H148ZM160 92L163 93L160 89ZM164 92V93H165ZM171 92V91H170ZM168 93V95L166 96H170V97H174V95H172V93ZM223 93V91H221ZM220 92V93H221ZM227 92V90H226ZM239 92V90L237 91ZM2 93V92H1ZM71 93V92H69ZM81 92H79L80 94ZM84 91L82 92V95H83ZM117 93V92H116ZM125 93V92H123ZM130 93V92H128ZM165 93V94H166ZM183 93V92H182ZM230 93H232L230 91ZM235 93V92H234ZM16 94V93H15ZM14 94V95H15ZM27 94V93H26ZM31 94V92H30ZM65 94V93H64ZM75 94V93H74ZM73 94V95H74ZM86 94V93H85ZM102 94V93H101ZM105 94V93H104ZM111 94V93H109ZM118 94V93H117ZM165 94H163V96L165 97ZM184 94V93H183ZM197 94V93H196ZM225 95V93H223ZM227 94V93H226ZM248 94V93H247ZM3 95V94H2ZM18 95V94H17ZM128 95V94H127ZM159 95V94H158ZM199 95V94H198ZM207 95V94H206ZM228 95V94H227ZM231 95V94H229ZM8 96V95H7ZM24 96V95H23ZM26 96V95H25ZM28 96V95H27ZM31 96V95H30ZM33 96V95H32ZM32 96L30 97L31 101L34 99L32 98ZM62 96V95H60ZM67 96V95H66ZM75 96V95H74ZM80 95H78V98L77 100L80 101L81 97L79 98ZM84 96V95H83ZM93 96V95H92ZM105 96V95H104ZM111 96V95H110ZM114 96V94H113ZM119 96V95H117ZM140 96V94H139ZM142 96V94H141ZM140 96V97H141ZM145 96V95H144ZM213 96V94H212ZM215 96V95H214ZM221 96V95H220ZM219 96V97H220ZM223 96V95H222ZM232 96V95H231ZM249 96V94H248ZM77 97V96H75ZM88 96H85V99H87ZM97 97V95H96ZM121 98V96H119ZM129 97V96H128ZM150 97V96H149ZM169 97V98H170ZM203 97V96H202ZM208 97V95H207ZM17 98V97H16ZM28 98V97H27ZM37 98V99H38ZM65 98V97H64ZM71 98V96H70ZM95 98V97H94ZM101 98V97H100ZM103 98V97H102ZM109 98V97H108ZM107 98V99H108ZM111 98V97H110ZM137 98V96H136ZM142 98H144L142 96ZM152 98V97H151ZM150 98V100H151ZM157 98V97H156ZM155 98V99H156ZM168 98V99H169ZM217 98V97H216ZM215 98V99H216ZM6 99V98H5ZM21 99V97H20ZM26 99V98H25ZM67 99V98H65ZM76 99V98H75ZM126 99V98H125ZM125 99L123 98V100L125 101ZM159 99V98H158ZM173 99V98H172ZM208 99V98H206ZM210 99V98H209ZM218 99V98H217ZM14 100V99H13ZM39 100V99H38ZM91 100V98H90ZM112 100V98H111ZM115 100V99H114ZM121 100V99H120ZM137 100V99H136ZM134 100V102L136 101ZM166 100V99H165ZM188 100V99H187ZM6 101V100H5ZM11 101V100H10ZM15 101V100H14ZM13 101V102H14ZM25 101V100H24ZM29 101V99H28ZM27 101V102H28ZM32 101V102H33ZM93 101V100H91ZM102 101V100H101ZM122 101V100H121ZM127 101V100H126ZM152 101V100H151ZM155 101V100H154ZM164 101V100H163ZM206 101V100H205ZM211 101V100H209ZM217 101V100H215ZM4 102V100H3ZM34 102V104L36 103ZM82 102V101H81ZM88 102V101H87ZM86 102V103H87ZM133 102V101H132ZM145 102V101H144ZM158 102V100H157ZM162 102V101H161ZM185 102V101H184ZM214 102V101H213ZM5 103V102H4ZM17 103V102H14V104ZM24 104H26L25 102H23ZM58 103V102H57ZM80 103V102H79ZM84 103V105L86 104ZM90 103V102H89ZM99 103V102H98ZM101 103V102H100ZM106 103V101H105ZM104 103V104H105ZM114 103V101H113ZM181 103V102H180ZM206 103V102H205ZM8 104V103H6ZM11 104V102H10ZM82 104V103H81ZM103 104V105H104ZM110 104V103H109ZM107 104V105H109ZM125 104V103H124ZM133 104V103H132ZM137 104V103H136ZM141 104V103H140ZM156 104V103H155ZM160 105H163L161 103H159ZM204 104V102H203ZM214 104V103H211V105ZM29 104L27 103V106ZM33 105V104H32ZM36 105V107H37ZM83 105V104H82ZM81 105V106H82ZM83 105V106H84ZM99 105V104H97ZM102 105V106H103ZM114 105H117L116 103ZM150 105V103H149ZM158 105V106H160ZM202 105V104H201ZM205 105V104H204ZM210 105V104H208ZM7 106V105H6ZM10 106V105H9ZM14 106H17L16 104ZM26 106V107H27ZM40 106V105H39ZM94 106V105H93ZM96 106V105H95ZM106 106V105H105ZM111 106V105H109ZM107 106V107H109ZM125 106V105H124ZM143 106V105H142ZM152 106V105H151ZM155 106V105H154ZM153 106V107H154ZM190 106V105H189ZM261 108L258 109L257 107ZM5 107V106H4ZM19 108L21 107L20 105L18 106ZM24 108H26L25 106H23ZM128 107V106H127ZM132 107V105H131ZM163 107H165L163 105ZM198 107V106H197ZM17 108V107H16ZM28 109L30 107H27ZM82 108V107H81ZM93 108V107H92ZM111 108V107H110ZM117 108V107H116ZM125 109V107H123ZM134 108V107H133ZM148 108V107H146ZM144 108V110L146 109ZM150 108V107H149ZM155 108V107H154ZM153 108V109H154ZM191 108V107H190ZM1 109V108H0ZM15 109V108H14ZM31 109V108H30ZM29 109V110H30ZM87 109V108H86ZM90 109V108H88ZM105 109V108H104ZM119 109V107L117 108ZM130 109V108H129ZM135 109V108H134ZM143 109V108H142ZM152 109V108H150ZM152 109V110H153ZM198 109V108H197ZM206 109V108H205ZM8 110V108H7ZM17 110V109H15ZM25 110V109H24ZM23 110V111H24ZM32 110V109H31ZM37 110V109H36ZM35 110V111H36ZM77 110L80 112V107L77 108ZM76 110V112H77ZM128 110V109H126ZM132 110V109H131ZM130 110V111H131ZM141 110V109H140ZM158 110V109H157ZM164 110V108H163ZM167 110V109H166ZM200 110V109H199ZM211 110V109H210ZM3 111V110H2ZM22 111V110H21ZM33 111V110H32ZM31 111V113H32ZM41 111V110H40ZM86 111V110H85ZM88 111V110H87ZM107 111V110H106ZM111 111V109H110ZM117 111V110H116ZM156 111V110H154ZM159 111V110H158ZM168 111V110H167ZM5 112V111H4ZM18 112V111H17ZM16 112V113H17ZM20 112V111H19ZM90 112H91V109H90ZM103 112V110H102ZM131 112H134V111H131ZM136 112V111H135ZM145 112V111H144ZM207 112V111H206ZM40 113V112H39ZM93 113V112H92ZM100 113V112H99ZM106 113V112H105ZM146 113V112H145ZM149 113H150V110H149ZM152 113V112H151ZM1 114V112H0ZM11 114V112H10ZM15 114V112L13 113ZM19 114V113H18ZM103 114V113H100V115ZM110 114V113H109ZM137 114V113H135ZM147 114V113H146ZM3 115V114H2ZM7 115V114H6ZM75 115V113H74ZM139 115V114H138ZM159 115V114H158ZM262 115V114H261ZM4 116V115H3ZM9 116V115H8ZM16 116V115H15ZM93 116V115H92ZM98 116V114H97ZM107 116H108V113H107ZM137 116V115H136ZM212 116V115H211ZM264 116V115H263ZM12 117V116H11ZM17 117H21V116H17ZM26 117V116H25ZM31 117V115H30ZM39 117V116H37ZM79 117L78 121L76 122L77 118ZM101 117V116H100ZM5 118V117H4ZM7 118V117H6ZM96 118V116H95ZM255 118V117H254ZM263 118V117H260L259 120ZM14 119H16L14 117ZM19 119V118H18ZM17 119V120H18ZM21 119V118H20ZM26 119V118H25ZM29 119V118H28ZM97 119V118H96ZM110 119V118H109ZM215 119V118H214ZM257 119V118H255ZM264 119V118H263ZM5 120V119H4ZM16 120V121H17ZM222 120V119H221ZM249 119H247L246 121H248ZM251 120V119H250ZM249 120V121H250ZM262 120V119H261ZM260 120V121H261ZM8 121V120H7ZM10 121V120H9ZM13 121V120H12ZM19 122H21L20 120H18ZM27 121V120H25ZM224 121V120H222ZM234 121H236V123L234 124ZM246 121H244L243 123H245ZM253 121V120H251ZM255 121V120H254ZM15 122V121H14ZM23 122V120H22ZM21 122V124H22ZM187 123H189L191 126L188 128L187 127V130H181L184 125ZM203 122V120H202ZM214 122V121H213ZM6 123V122H5ZM27 123V122H26ZM109 124H111V122L108 121ZM185 123V124H184ZM198 123V122H197ZM200 123V122H199ZM207 123V122H206ZM210 123V122H208ZM216 123V121H215ZM219 124V122H217ZM250 123V122H249ZM255 123V122H253ZM260 123V122H259ZM262 123V122H261ZM260 123V124H261ZM1 124V123H0ZM8 124V122H7ZM100 124V122H99ZM104 124V123H103ZM108 124V125H109ZM203 124V123H202ZM247 124V123H246ZM264 124V122H263ZM4 125V124H2ZM12 125V124H11ZM14 125L18 126L19 123L16 122ZM24 125V124H23ZM114 125V124H113ZM121 125V124H120ZM199 125V124H198ZM197 125V126H198ZM205 125V124H203ZM208 125V124H207ZM217 125V124H216ZM215 125V127H216ZM240 125H243V124H240ZM253 125V124H252ZM251 125V126H252ZM262 125V124H261ZM260 125V126H261ZM9 126V125H8ZM31 126V125H30ZM104 126V125H103ZM102 126V127H103ZM122 126V125H121ZM257 125H255L254 127H256ZM110 127V126H108ZM120 127V126H119ZM118 127V128H119ZM203 127V126H202ZM209 127V126H208ZM254 127H252L254 129ZM259 127V125H258ZM264 127V126H262ZM14 128V127H12ZM22 128V127H21ZM32 128V127H31ZM125 128V127H124ZM127 128V127H126ZM185 128V127H184ZM183 128V129H184ZM199 128V127H198ZM204 128V127H203ZM206 128V127H205ZM239 128V127H237ZM35 129V128H34ZM121 129V128H120ZM119 129V130H120ZM207 129V128H206ZM214 129V128H213ZM212 129V130H213ZM263 129V128H262ZM24 130V129H23ZM22 130V131H23ZM81 131L79 133H82L80 134L81 136L79 137L78 135V138L74 136V134L78 131ZM122 130V129H121ZM128 130V129H127ZM126 130V131H127ZM131 130V129H130ZM210 130V129H209ZM211 130V131H212ZM252 130V129H250ZM258 130V129H257ZM261 130V127L260 129ZM29 131V129H28ZM116 131V130H115ZM137 131V130H136ZM218 131V130H217ZM256 131V130H255ZM26 132V131H24ZM33 132V131H32ZM117 132V131H116ZM247 132V133H246ZM250 132V131H249ZM125 133V132H124ZM195 133H198V135L194 136L192 134H195ZM22 134V132H21ZM24 134V133H23ZM131 134V135H130ZM139 135V137H137V135ZM29 135V133H28ZM133 135V136H132ZM18 136V135H17ZM136 136V137H135ZM194 136V137H193ZM192 138V140H191ZM18 139V137H17ZM212 140V141H213ZM240 140L241 142L237 143V141ZM72 141H75V143H72ZM88 141V142H87ZM23 142V141H22ZM18 143V142H17ZM219 143V142H218ZM219 143V144H220ZM189 144H191L190 146L191 147H187L189 146ZM210 144V143H209ZM207 144V145H209ZM28 145V147L26 146ZM216 145V143H215ZM221 145V144H220ZM219 145V146H220ZM198 146V147H197ZM217 146V145H216ZM189 149H187V148ZM197 147V148H196ZM221 147V146H220ZM230 147H232V145H230ZM229 147V148H230ZM196 148V149H195ZM216 148V147H215ZM222 148V147H221ZM224 148V147H223ZM205 149V148H204ZM218 149V148H217ZM220 149V148H219ZM218 149V150H219ZM231 149H235V148H231ZM190 152H189V151ZM196 150V151H195ZM222 150V149H221ZM118 151H122V157L117 160H114L115 158H111V156L115 153L117 154ZM217 151V150H216ZM215 151V152H216ZM226 151V150H225ZM254 151V153H253ZM222 152V151H220ZM145 153V154H144ZM190 153V154H189ZM248 153L250 154L248 156ZM253 153V154H252ZM71 155L70 156V159L67 158L65 155ZM114 154V155H115ZM198 154H200L199 157H194V156H197ZM218 154H220L218 152ZM217 154V155H218ZM225 154V152H224ZM228 153H226L225 155L227 156ZM186 155L188 157H190V159L187 157L186 158ZM229 155V154H228ZM230 156V155H229ZM222 158V156H220ZM253 158L255 160L253 161H250L252 159H245V158ZM258 157H260L261 160H257ZM111 158V159H110ZM183 158L186 159L185 162L186 164L182 165V169L179 168V169H176V167L178 166L179 163H181L183 161ZM242 159H245L244 161L241 160ZM72 159V161H71ZM242 161V162H241ZM261 162V163H260ZM76 166L82 168L80 170V174H78V172H75L76 171V167L74 166L75 164ZM212 163H217V166L215 167L214 166H211ZM14 167L13 168V172L10 173V167ZM259 165V166H258ZM71 166H74L71 167ZM95 166V167H94ZM133 166H138L139 169H141L140 172H136L135 175L133 174V172L135 171L133 168ZM258 166V167H257ZM133 167V168H132ZM181 167V166H180ZM79 168V169H80ZM238 168V169H237ZM78 169V168H77ZM138 169V168H137ZM136 169V170H137ZM97 170V171H96ZM258 170V171H257ZM79 171V170H77ZM139 171V170H138ZM10 173V174H9ZM97 173V176H94V174ZM100 174V175H99ZM10 175V177H9ZM80 175V181L78 180V183L76 182L75 183V179L76 177L78 176L79 177ZM83 176V177H82ZM169 177V178H167ZM135 180V186L132 188V189H129L127 187H129L130 184H132V182H134ZM161 181V182H160ZM201 182V185H200V191L197 190L196 188V185L199 184V182ZM171 183V185H170ZM134 184V183H133ZM149 184V185H150ZM175 184V185H173ZM106 185V186H105ZM173 185V186H172ZM107 186H110L112 187V189L109 190V187ZM156 186V185H155ZM154 186V187H155ZM199 186V185H198ZM149 188L152 187V186H148ZM158 187V186H157ZM82 190H81V189ZM126 188L128 190H126ZM228 190V194L225 193V190ZM157 190V191H158ZM196 190L198 193H196ZM230 191V192H229ZM156 192V191H155ZM145 193V192H144ZM225 193V194H224ZM230 193V194H229ZM151 194V192L149 193ZM173 197H172V196ZM197 196V198H196ZM158 197V196H156ZM155 197V199H156ZM224 197V198H223ZM151 198V199H150ZM149 198V206H145L144 203L146 201V199L144 200H138L137 202V205L140 203V207L145 208V214H144V217L147 215V210L148 209H151L150 206L153 204V200L154 198L150 197ZM88 199H90V202L87 201ZM194 199V198H192ZM191 199V201H192ZM194 199V200H195ZM163 199H161L160 201H162ZM196 200V201H197ZM260 200H263V202L261 203H258V201L260 202ZM182 201V200H180ZM179 201V202H180ZM136 202V200H135ZM159 202V201H158ZM163 202V201H162ZM177 202V203H179ZM185 202V201H184ZM99 203V204H98ZM109 203H112V206L113 207H110L109 206ZM157 203V202H156ZM190 203V202H189ZM188 203V205H189ZM158 204V203H157ZM161 204V203H160ZM165 204H166V201H165ZM173 204V203H172ZM181 204V203H179ZM178 204V205H179ZM209 204V203H208ZM213 203H211L212 205ZM102 205V204H101ZM169 205V203H168ZM166 205V206H168ZM192 205V204H191ZM197 205V204H196ZM89 206V207H88ZM158 206V205H157ZM171 206V204L169 205ZM177 206V205H176ZM176 206L174 207L172 205V207H174V211L173 212H176ZM198 206V205H197ZM204 206V205H202ZM201 206V207H202ZM102 207V206H101ZM154 207V206H153ZM160 207V206H159ZM158 207V208H159ZM196 207L195 204L193 206V208ZM201 207L199 206L200 210H201ZM101 210H100V209ZM140 208V209H141ZM158 208H155V209H158ZM169 208V207H168ZM181 208V207H180ZM189 208H192L191 206ZM198 207L194 208V209H197ZM203 208V207H202ZM210 208V207H208ZM160 209H162L160 207ZM171 209V208H170ZM205 209V208H203ZM106 210V211H108ZM167 210V209H166ZM173 209H171L172 211ZM180 210V209H179ZM177 210V211H179ZM140 211L139 208L136 209L134 212H138ZM163 211V210H162ZM170 211V213H171ZM181 211H182V208H181ZM205 211V210H204ZM142 212V211H141ZM160 212V211H159ZM166 212V211H165ZM208 212V211H207ZM109 213V212H108ZM168 213V212H167ZM177 213V212H176ZM111 214V215H112ZM138 214V213H137ZM156 214V213H155ZM185 214V212L183 213ZM154 215V214H153ZM156 215L159 216V214L157 213ZM170 215V214H169ZM174 215V214H172ZM180 215V214H179ZM187 215V213H186ZM107 216V215H105ZM152 216V215H150ZM183 216V215H182ZM181 216V217H182ZM192 216V215H191ZM103 217V216H101ZM112 217V216H110ZM147 217V216H146ZM156 217V216H153V218ZM163 217V215H162ZM161 217V218H162ZM175 216H173V218H171L170 216L167 215V217H165V220L162 222L166 223L168 225V223L172 222V220L174 219ZM180 217V216H179ZM188 217V215H187ZM91 218V217H90ZM98 218V217H97ZM97 218H95L94 220H96ZM121 218V217H119ZM158 218V217H157ZM183 218H185L183 216ZM249 218V219H248ZM75 219V218H74ZM81 219V220H82ZM87 219V218H86ZM89 219V218H88ZM87 219V220H88ZM107 220V218H105ZM112 219H115L114 217ZM141 219V218H140ZM145 219V218H144ZM181 219V218H180ZM189 219V218H188ZM192 219V218H191ZM46 220V221H45ZM76 220V219H75ZM82 220V221H83ZM90 220V219H89ZM85 221L87 222V224L91 222L90 221ZM99 220L100 219V216H99ZM104 220V219H103ZM155 220V218H154ZM160 220V221H161ZM80 221V222H82ZM102 221V220H101ZM112 221V220H111ZM116 221V220H115ZM125 221V222H126ZM135 221V220H133ZM190 221V220H189ZM84 222V221H83ZM82 222V223H83ZM98 222V221H96ZM105 222V221H104ZM108 222V220H107ZM114 222V221H113ZM119 222V220H118ZM137 222V221H135ZM141 222V221H140ZM158 222V221H156ZM173 222H175L173 220ZM185 222V221H184ZM255 223L256 225L253 227V223ZM73 225H72V224ZM95 223V221H94ZM133 223V222H132ZM132 223H127L129 226H133ZM139 223V222H138ZM137 223V224H138ZM194 223V222H193ZM197 223V222H196ZM243 224L242 226L240 227H236V224ZM48 224V225H49ZM76 224V223H75ZM89 224L87 225V227L89 226ZM100 223L98 222V225ZM115 223H113L114 225ZM120 224V223H119ZM123 224V223H122ZM177 224V223H176ZM198 224V223H197ZM80 225V223H79ZM96 226V224H94ZM93 225V226H94ZM116 225V224H115ZM141 225V224H140ZM152 225V224H151ZM155 225V224H154ZM192 225V224H191ZM56 226V227H57ZM78 226V225H77ZM102 226V225H101ZM123 226V225H122ZM135 226H137L135 224ZM134 226V227H135ZM143 226V225H142ZM174 226V225H173ZM172 226V227H173ZM181 226V224H180ZM196 226V225H194ZM193 226V227H194ZM42 227V228H41ZM82 227L83 224H82ZM92 227V226H90ZM88 227V228H90ZM100 227V225H99ZM175 227V226H174ZM181 230H184V225L182 224L181 226ZM236 227V228H235ZM49 228V227H48ZM86 228V227H85ZM87 228V229H88ZM95 228V227H94ZM103 228V227H102ZM132 228V227H131ZM130 228V229H131ZM136 228V227H135ZM134 228V229H135ZM153 228V227H152ZM156 228V227H155ZM45 229H47L45 227ZM53 229V228H52ZM93 229V228H92ZM101 229V228H100ZM121 229V228H120ZM128 229V230H130ZM167 229V228H166ZM170 229L173 231H177L175 228H171L170 226ZM257 229V230H255ZM56 230V228H55ZM94 230V229H93ZM115 230V229H114ZM124 230V229H123ZM132 230V229H131ZM137 230L139 231L140 229L137 228ZM142 230V229H141ZM157 230V229H156ZM165 230V229H164ZM169 230V228H168ZM43 231V230H42ZM72 231V232H71ZM75 231V230H74ZM101 230H99L100 232ZM120 231V230H118ZM117 231V232H118ZM142 231H146V230H142ZM166 231V230H165ZM30 232V231H29ZM54 232V231H53ZM76 232V231H75ZM103 232V231H102ZM101 232V233H102ZM111 232V231H110ZM115 232V231H114ZM115 232V233H117ZM124 232V231H123ZM129 232V231H128ZM152 232V231H151ZM157 232V231H156ZM161 232H163V230H161ZM185 232V231H184ZM44 233V231H43ZM42 233V234H43ZM48 233V232H47ZM59 233H56V234H59ZM93 234V232H91ZM125 233V232H124ZM130 233V232H129ZM137 233V232H135ZM141 233V232H140ZM146 233V232H145ZM155 233V232H153ZM160 232H158L159 234ZM169 233V231H168ZM175 233V232H174ZM183 233V232H182ZM80 234V232H79ZM78 234V235H79ZM82 234V233H81ZM100 234V233H99ZM98 234V235H99ZM112 234V232L110 233V235ZM143 234V233H142ZM156 234V233H155ZM156 234V235H158ZM173 234V233H172ZM48 234L45 235V237L47 236ZM53 235V234H52ZM52 235L50 236L52 238ZM90 235V234H89ZM109 235V236H110ZM118 236V234H116ZM127 235V234H126ZM131 235V234H130ZM141 235V234H140ZM149 235V234H147ZM32 237V235H30ZM40 236V234H39ZM36 235V237H39ZM44 236V235H43ZM54 236V235H53ZM76 235H74L73 237H75ZM81 236V235H80ZM85 236V235H84ZM91 236V235H90ZM89 236V237H90ZM97 236V235H96ZM93 235V237H96ZM107 236V235H106ZM108 236V237H109ZM114 236V235H113ZM125 236V234H124ZM124 236H121V237H124ZM132 236V235H131ZM164 236V234L162 235L161 233V237ZM166 236V235H165ZM168 236V235H167ZM178 236V235H177ZM28 237V236H27ZM77 237V236H76ZM100 237V235H99ZM147 237V236H145ZM152 237V235H151ZM9 238V239H8ZM23 238V237H21ZM24 238H26L24 236ZM42 238V237H41ZM50 238V239H51ZM60 240H61V236L59 237ZM78 238V237H77ZM83 238V236H82ZM81 238V239H82ZM86 238V237H85ZM84 238V240H85ZM98 238V236H97ZM102 237H100L101 239ZM106 238V237H105ZM111 238V237H110ZM117 238V237H116ZM129 239L131 238L130 236L128 237ZM155 238V237H154ZM233 238H238L239 240L234 242L232 245H229V246H219L221 243H223L224 241H229ZM30 239V238H29ZM40 239V238H39ZM45 239V238H44ZM43 239V241H44ZM53 239V238H52ZM76 239V238H74ZM93 239V238H92ZM99 239V238H98ZM114 239V238H112ZM119 239V238H118ZM123 239V238H121ZM138 239V238H137ZM144 239V238H143ZM161 238H159L160 240ZM26 240V239H25ZM31 240L33 241V239L31 238ZM38 240V238H37ZM63 240V239H62ZM96 240V239H94ZM117 240V239H116ZM127 240V238H126ZM132 240V239H131ZM135 240V239H134ZM132 240V241H134ZM139 240V239H138ZM165 240V239H164ZM24 241V240H23ZM31 241V242H32ZM35 241V239H34ZM69 241V240H68ZM76 241V240H75ZM106 241V240H105ZM147 241V240H146ZM152 241V240H151ZM151 241H149L151 243ZM53 242V241H52ZM51 242V243H52ZM64 242V240H63ZM84 242V241H83ZM82 242V243H83ZM89 242V241H87ZM91 242V241H90ZM89 242V243H90ZM96 242V241H95ZM104 242V240L102 241ZM101 242V244H102ZM108 242H110L108 240ZM107 242V243H108ZM140 243V240L138 241ZM144 242V241H142ZM156 242V241H155ZM167 242V241H166ZM19 243V242H17ZM21 243H23L21 241ZM25 243V242H24ZM23 243V245H24ZM27 243V242H26ZM25 243V245H27ZM41 243L42 242V239H41ZM49 243V242H48ZM47 243V244H48ZM54 243H55V240H54ZM53 243V244H54ZM69 243V242H68ZM71 243V242H70ZM87 243V244H89ZM112 243V241H111ZM114 243V242H113ZM116 243H118L116 241ZM122 243V242H121ZM145 243V242H144ZM148 243V242H147ZM165 243V242H164ZM177 243V242H176ZM14 244V245H13ZM28 244H30V240L28 242ZM47 244H44V245H47ZM77 244V243H76ZM85 244V243H84ZM104 244V243H103ZM109 244V243H108ZM108 244H105L103 245L102 247L100 248H103L104 246H108ZM129 244V242H128ZM3 245V244H1ZM0 245V246H1ZM22 245V246H23ZM40 245V244H39ZM37 245V246H39ZM42 245V244H41ZM40 245V246H41ZM55 245H57L55 243ZM54 245V246H55ZM64 245V244H63ZM90 245V244H89ZM115 245V244H114ZM120 246V244H118ZM117 245V246H118ZM132 245V244H131ZM130 245V246H131ZM142 245V244H141ZM151 245V244H150ZM149 245V247H150ZM156 245V244H155ZM154 244H152V246L155 247ZM171 245V244H170ZM179 245V246H178ZM29 246V245H28ZM70 246V245H69ZM75 246V244H74ZM84 246V245H83ZM82 246V247H83ZM93 246V245H92ZM100 246V245H99ZM98 246V248H99ZM133 246V245H132ZM138 246H140L138 244ZM143 246V245H142ZM157 246V245H156ZM166 246V245H165ZM3 246H1L0 248V252L1 254L2 251L4 249H2ZM6 247H9V246H6ZM21 247V246H20ZM35 247V246H34ZM53 247V246H52ZM58 247V246H57ZM77 247V246H76ZM81 247V246H80ZM85 247H87L85 245ZM110 247V246H109ZM112 247V246H111ZM122 247V246H121ZM127 247V246H125ZM154 247H153V250H154ZM160 247V246H159ZM173 248L175 246H172ZM10 248V247H9ZM18 248V247H17ZM25 248V247H24ZM23 248V249H24ZM54 248V247H53ZM73 249V246L71 247ZM89 248V247H88ZM96 248V249H98ZM106 248V247H105ZM104 248V249H105ZM108 248V247H107ZM113 248V247H112ZM123 248V247H122ZM134 248V247H133ZM11 249V248H10ZM16 249V248H15ZM27 249V246L26 248ZM41 249V247H40ZM56 249V248H55ZM71 249V250H72ZM83 249V248H82ZM91 249V247H90ZM110 249V248H109ZM124 249V248H123ZM128 249V248H127ZM141 249V248H140ZM144 249V248H143ZM159 249V248H158ZM162 249V248H161ZM12 250V249H11ZM28 250V249H27ZM25 250V252L27 251ZM30 250V249H29ZM33 250L35 251V249L33 248ZM37 250V249H36ZM46 250H50L49 248H47ZM68 250V249H67ZM75 250V248H74ZM87 250V249H86ZM103 250V249H102ZM113 250V249H111ZM110 250V251H111ZM120 250V249H119ZM125 250V249H124ZM134 250V249H133ZM132 249H129L127 250V252H132L133 251ZM146 250V248L144 249ZM151 250V249H150ZM169 250V249H168ZM13 251V250H12ZM18 251V250H16ZM53 251V250H51ZM50 251V252H51ZM56 251V250H55ZM54 251V253H56ZM65 251V250H64ZM78 250H76L77 252ZM82 251V250H81ZM97 250H94V252H96ZM105 251V250H104ZM149 251V250H148ZM156 251V250H155ZM8 252V251H7ZM22 252V251H21ZM20 252V253H21ZM24 252V251H23ZM38 252V251H37ZM36 252V253H37ZM85 252V251H84ZM88 252V250H87ZM91 252V251H90ZM88 252V254L90 253ZM98 252V251H97ZM95 253L96 256L98 253ZM99 252H101L99 250ZM103 252V251H102ZM125 252V253H127ZM136 252V251H135ZM151 252V251H150ZM9 253H11V251H9ZM13 253V252H12ZM27 253H29L27 251ZM27 253L26 256H27ZM45 253V256H46V252ZM60 253V252H59ZM59 253L56 255V257H58ZM70 253V252H69ZM78 253V252H77ZM83 253V252H82ZM113 253V252H112ZM124 253V258L129 255V254H125ZM134 253V252H133ZM137 253V252H136ZM135 253V254H136ZM31 254V253H30ZM49 254V253H48ZM68 254V253H67ZM72 254V253H71ZM70 254V256H71ZM74 254V253H73ZM85 254V253H84ZM93 254V253H91ZM103 255L105 254L104 252L102 253ZM123 254V253H122ZM152 254V253H151ZM159 254V253H157ZM229 255L231 260L227 258L226 262H223L222 260V257L223 255ZM9 255V254H7ZM19 255V254H17ZM16 255V256H17ZM24 255V254H23ZM32 255V254H31ZM35 255V254H34ZM51 255V254H50ZM48 255V256H50ZM55 255V254H54ZM61 255V254H60ZM90 255V254H89ZM100 255V254H99ZM102 255V256H103ZM111 255V254H110ZM109 255V256H110ZM142 255V254H141ZM145 255V254H144ZM221 255V256H220ZM10 256V255H9ZM13 256V255H11ZM38 256V255H37ZM44 255H42L43 257ZM66 256V254H64V257ZM74 256V255H73ZM77 256V255H76ZM101 256V255H100ZM101 256V258H102ZM113 255H111L112 257ZM131 256V254H130ZM163 256V255H162ZM238 256L242 257L243 256V259H238ZM1 257V256H0ZM14 257V256H13ZM18 257V256H17ZM20 257V256H19ZM25 257V256H24ZM33 259H34V256L32 255ZM41 257V258H42ZM56 257H54V260L52 261H56ZM63 257V256H62ZM82 257V256H80ZM87 257V255H86ZM90 257V256H89ZM98 257V256H97ZM96 257V258H97ZM109 257V259L111 258ZM118 257V256H116ZM155 257V256H154ZM157 257V256H156ZM215 257L218 258L216 259L217 262H215ZM1 258H5L6 257H1ZM27 257H25L26 259ZM48 258V257H46ZM51 258V257H50ZM53 258V256H52ZM61 258V257H60ZM68 258V257H67ZM75 258V257H74ZM79 258V257H78ZM92 258V257H91ZM108 257H103V259L101 260V262L103 264H107L105 263L104 261L107 260ZM113 258L115 259V255L113 256ZM128 258V257H127ZM140 258V257H138ZM137 258V259H138ZM150 258V257H149ZM225 258V257H223ZM23 257H22V260L23 261ZM39 259V258H38ZM81 259V258H79ZM120 259V257H119ZM134 260V258H131ZM144 259V258H143ZM152 259V258H151ZM212 259V261H210ZM238 259V260H237ZM1 260V259H0ZM11 261L12 259H8L6 260L7 261ZM28 260V259H27ZM46 260V259H44ZM43 258H42V261L44 262ZM51 260V259H50ZM62 260V259H60ZM66 260V259H65ZM69 260V259H68ZM71 260V259H70ZM74 260V259H73ZM76 260V259H75ZM82 260V259H81ZM91 260V259H90ZM97 260V259H96ZM128 260V259H127ZM130 260V259H129ZM141 260V259H140ZM214 260V262H213ZM9 261V262H10ZM15 261L17 262V259L14 260V263ZM58 261V259H57ZM63 261V260H62ZM77 261V260H76ZM86 261V260H84ZM93 261V260H91ZM138 261V260H137ZM143 261V260H142ZM152 261V260H151ZM1 262V261H0ZM5 262V261H4ZM8 262V263H9ZM19 262V261H18ZM35 262V261H34ZM32 262V263H34ZM37 263L40 262V261H36ZM46 262V261H45ZM70 262V261H69ZM87 262V261H86ZM85 262V264H86ZM121 262V261H120ZM119 262V264H120ZM135 262V260H134ZM156 262V261H155ZM11 263V262H10ZM31 263V262H30ZM31 263V264H32ZM36 263V264H37ZM75 263V262H73ZM83 263V262H82ZM92 263V262H91ZM129 263V262H128ZM143 263V262H142ZM4 264V263H3ZM26 264V263H25ZM41 264V263H40ZM47 264V263H46ZM51 264V263H50ZM54 264H58V263H54ZM66 264V263H65ZM71 264V263H70ZM77 264V263H76ZM97 264H101L99 261H97ZM113 264V262L111 263ZM115 264V263H114ZM118 264V263H117ZM124 264V263H123ZM127 264V263H126ZM130 264L131 261H130ZM137 264V263H136ZM145 264V263H144ZM149 264V263H148ZM153 264V263H152Z\"/></svg>",
    "mask_w": 264,
    "mask_h": 264
}]
</instances>
